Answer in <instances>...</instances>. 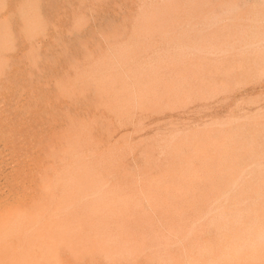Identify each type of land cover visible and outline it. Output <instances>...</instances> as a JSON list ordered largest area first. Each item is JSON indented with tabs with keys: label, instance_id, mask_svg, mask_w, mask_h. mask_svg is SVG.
Listing matches in <instances>:
<instances>
[{
	"label": "rangeland",
	"instance_id": "rangeland-1",
	"mask_svg": "<svg viewBox=\"0 0 264 264\" xmlns=\"http://www.w3.org/2000/svg\"><path fill=\"white\" fill-rule=\"evenodd\" d=\"M179 1H182V2H179ZM184 1L183 0H178V1L177 0H139V1L138 0H129V1H127V0H123V1L122 0H0V17L6 18L7 24L9 25V31L8 32H10L13 35V39H14V45L12 47V50L6 54L7 56L5 55V58L1 59V63H3V68H4L3 69V73H4L3 75L4 76H2L3 78L1 77V81H33L34 85H36V89L34 91L33 101L32 100L29 101L28 99H26L27 101H25L24 103L30 102V103H32V105L33 104L39 105V104L45 103L44 105H46V115H47L48 125H47V132L45 135H46V139L48 142V146H47L48 158H46L45 160L49 163V167H50L49 170H50L51 174L54 173V171H56L55 169H57V168H59V170L63 169V171L65 169L67 170V171L66 170L65 171L67 172V176L69 175L68 177L65 174L66 172H64V174H65L64 176L67 179L65 187L67 186L66 188L68 190H66V192H68L69 189L70 190L72 189L71 191H74V193L70 192V191H69V193L72 196L74 194H76L75 196H73V197H75V199L73 201V197L69 196L68 195L69 193H67V194H66V192L64 193V196L68 197V198L65 197V201L67 199L66 204L70 203L71 201H73V202L76 201V203H74V205H71V204H73V202L70 203L72 208H68V211H70V212L73 209V211L71 213L69 212V214L71 215V219L69 220V222L73 223V225H75V223L76 224L80 223V225H82V226L84 225L83 226L84 228L85 227L89 228V226L94 227L92 225H95L96 224V223L94 224V222H96L95 220L99 219V218H95L94 220L91 221L88 219V216H87V219L90 221V224L88 223L89 225L83 221L89 222L87 219L85 220V218H86L85 216L88 215L89 213L91 214L93 212H99L100 211L99 214H102L103 216L98 214V217H100V216L102 217V220H103L102 223H104V224L107 223L109 226L111 225L110 229L114 233L118 234L116 238L118 240L122 241V243H116L117 244L116 249L118 250L120 248L119 244H123L126 247L127 251L129 250L128 251L129 255H128V252L126 251V256H127V258H129L130 261L129 262L125 261L124 263H123V261H116L117 264H132V263L133 264H137V263L152 264L153 262H154L153 264H159L161 259H162V261L164 260L163 262L165 264H175V263L176 264H179V263L180 264H190V263L191 264L192 263L198 264V262L199 263L202 262L201 264H203V261L201 259L202 258L204 259V256L203 257H201V256L197 257L199 253L197 252L198 250L195 251V249H200L202 246H206V244L210 246L211 242H212V245H217V242H219V240H220L219 234H220L221 230L215 228L211 223L213 214L222 207L223 208L220 209L219 211L224 210V209H227V210L236 209V210H244V211L246 210L247 211L248 209L253 210L255 208H259L264 203V202H261V201H264L263 200L264 179L262 178V177H264V172H263L264 171V168H263L264 167V149H263L264 148V111H263V114L261 112L262 110H264V82H263L264 81V71H263L264 70V63L262 62V61H264V59H263L264 58V50H263L264 49V45H263L264 44V41H263L264 29L262 28V27H264V24L263 25L260 24L261 26H259V23L261 21H262L261 23H264V12H262L264 10V2H263L264 0H259V1L258 0H235V1L229 0L230 4H228V1L225 0L229 6L223 0H215V1L209 0L210 2H208L207 0H197L196 2H194L195 5H192V4H194L193 2L190 3L192 0H189V1L187 0L188 1L187 3H186V0H184ZM127 2H128V4H127ZM166 2L168 4H165ZM171 2H173V3L175 2L177 7H175V4H172ZM178 2H179V4H178ZM197 3H199V4H197ZM202 3L204 6L202 5ZM211 3H213V4L215 3V4L213 5ZM131 4H132V6H131ZM163 4H164V6L169 5L168 7H169L170 11H171V7H172L171 13H173V11H174V14H171L172 16L170 15L172 19L170 17H168L170 14V11L168 12L169 14H167V12L164 13L168 9V7H166V6L162 7ZM171 4H172V6H171ZM180 4L183 6L182 10H180L182 8V6L179 7ZM184 4H185V7H184ZM186 4H188L189 7H191L190 5L194 6L196 9V12H195L194 7H191L192 11H190V8H188V5L186 7ZM224 4H226V5H224ZM205 5H206V7H205ZM220 5H221V7H220ZM157 6H159V7L157 8ZM199 6L200 7L203 6V7L200 8ZM239 6H240V8L238 10L235 9V7L237 8ZM250 6H251V8L255 6L256 9H254V8L251 9ZM173 7L177 8V9L179 8L178 11L175 10V8L173 9ZM159 8H162V10H163V8H167V9L163 10L164 11L163 12ZM199 8L202 10H200ZM233 8L235 9V11L232 10ZM198 9L201 11V13H200L201 15H198L199 14L198 12H200ZM186 10L189 13H186L187 12ZM160 11L163 13H161ZM175 11H176V14H175ZM248 11H249V13H248ZM257 11L260 15L261 14H263V15L260 16L257 13ZM193 12H195L197 15H193L194 14ZM202 12L204 15L202 14ZM220 12L223 16V17L221 16V18H220V15H221ZM252 12H253V14L250 15V13H252ZM160 13L165 18H163V17L161 18L159 16ZM179 13H181V14H179ZM135 14H137V15H135ZM185 14H187V16ZM190 14H192V15H190ZM218 14H220V15L218 16ZM255 14L257 15L256 16L257 18L255 17ZM166 15L168 18L166 17ZM174 15H177V16L181 15V17L179 18V16L177 17ZM188 16H190V17H188ZM158 17H159V19H158ZM214 17L218 18V19H216V21L218 20V24L220 23V25H218L216 23V21H214L215 20ZM154 19L156 21L158 20L159 23L155 22V24H154V21H155ZM162 19L164 22L162 21ZM165 19H168V23L165 22V21H167ZM170 19H171V22L174 21L173 25L176 24V20H177V24L174 26L169 25V23L172 24L170 22ZM173 19H175V20H173ZM194 19H196V20H194ZM199 19H201L202 21ZM211 19H214V20H211ZM189 20H191V21H189ZM149 21L151 24L149 23ZM185 21H186V24H185ZM192 21H196V22L193 23ZM203 21L207 22V24L203 23ZM225 21H227V22H225ZM229 21H231L232 23L231 22L228 23ZM160 22L162 25L160 24ZM178 22H179V25H178ZM181 22H182V24H184V26H180V25H182ZM198 22H199V24H201L202 27H200ZM214 22L216 23L217 26H214V24H215ZM221 22H222V24H221ZM223 22H225V23H223ZM163 23L167 27L166 26L164 27ZM202 23L204 25H202ZM209 23L210 24L212 23L211 24L212 27L214 26L216 28L215 29L209 28L210 30L207 31L208 28L206 26L209 25V27H211ZM127 24H129L130 26ZM205 24H206V26H205ZM229 24H231V26ZM253 24H255V25H253ZM256 24H257V27H256ZM195 25L196 26L198 25L197 27H199L198 28L199 30H193V29H197ZM250 25H251V27H250ZM141 26H142V28H141ZM156 26H160V27H156ZM168 26L169 27L172 26L174 28L173 30L169 31V33H171L173 31V33L171 35L169 33L168 34L166 33L168 28H169ZM161 27L167 28L166 32H164L165 31L164 28L161 29ZM172 27H170L169 29H172ZM178 27H180V30L182 29V31H180ZM192 27H194V28H192ZM235 27H236V29H235ZM246 27H249V29L248 28L246 29ZM175 28H178V30ZM185 28H187V30H189L191 32L186 31ZM190 28H192V29H190ZM244 28L246 30H244ZM255 28L256 29L259 28V31L257 30L256 32H254L256 30ZM155 29H157L158 32ZM160 30H161V32H159ZM162 30H164V31H162ZM192 30L195 31V33ZM247 30H248V32H246ZM125 31L127 33H125ZM183 31L185 34L183 33ZM202 31H203V33H202ZM242 31L244 33H242ZM251 31H253V32L251 33ZM186 32H187V34H186ZM260 32H262V33H260ZM188 33H190V34H188ZM191 33H192V35H191ZM240 33L243 35H241ZM250 33L252 34L251 36H249ZM258 33H260L259 37H262V35H263V37L261 39L257 36ZM25 34L31 35L32 39L28 43L26 42ZM160 35H162V36H160ZM163 35H165V36H163ZM187 35H188V37H187ZM119 36H121V37H119ZM166 36L168 39L166 38ZM197 36L202 38L201 39V45H200V39L199 38L197 39V40H199V42H197V40L195 39V38H197ZM161 37H163V38L161 39ZM245 37L250 38L251 41L249 39H246ZM155 38H156V40H155ZM191 38H194L196 41L194 39H193L194 40L193 41ZM203 38H204V40H203ZM208 38H209V40H208ZM212 38L214 40H212ZM237 38H239V39L237 40ZM163 39L165 42L163 41ZM173 39L177 43H175V41ZM190 39L193 43L194 42L199 43L198 45L192 43V46L195 45V47H196V48L194 47L195 52L193 50L194 48L191 46V41H189ZM233 39H235V42L236 41L237 42L235 43L233 41ZM149 40H151V41H149ZM184 40H187V42L188 43L190 42V43L188 44ZM206 40H208L209 45H207L208 42H205ZM241 40H242V42H241ZM152 41H153V43L158 42V44H156V45H155V43L152 44ZM161 41H163L164 44L161 43ZM239 41H240V43H238ZM249 41H250V43H248ZM149 42L151 43V45ZM203 42H205L206 44ZM260 42H262V44ZM103 43H104V45H103ZM241 43H243V44H241ZM252 43L254 44L253 46H255V47H251ZM255 43H257V44L255 45ZM258 43H259V46H258ZM148 44H149V46H148ZM223 44H225V46ZM248 44L249 45L251 44L250 47L253 48L254 50L259 49L260 52L254 51L255 52L254 53ZM29 45L32 48L30 51L28 48ZM189 45L191 46V48ZM219 45H222L221 46L222 51H221V48L219 50H216L218 47H220ZM229 45H230V47L231 46H233V47H231V49H230ZM237 45H238V47H237ZM200 46H201V48L205 47L206 49L203 50L200 48ZM235 46H236V49H235ZM150 47L151 48L153 47L152 48L153 50H151ZM154 47H156V48H154ZM211 47H212V49H211ZM184 48H185V51H187V52H184ZM189 48L193 51H191ZM197 49L200 51L202 50L205 53L204 52L199 53V51L196 52ZM226 49H227V51H225ZM245 49L248 50L249 52L246 51ZM160 50L162 52H160ZM148 51H149V54L151 53L150 55L148 54ZM173 51L174 52L180 51L181 53L184 52L185 55H184V53H183V55L185 57L187 56V58L189 56L190 58L188 60H187V58L184 59L183 58L184 56L179 55L178 52L174 53ZM218 51H221V52H218ZM216 52H217V54H216ZM246 52L248 54L250 53L249 54L250 57L247 56ZM186 53H188V54L186 55ZM206 53H207V55H206ZM219 53H220V56H219ZM224 53H227V54L221 56V54H224ZM259 53H260V55H259ZM145 54H147V56ZM189 54H192V55H189ZM236 54H238V55H236ZM156 55H157V57H156ZM158 55H159V57H158ZM171 55H173V56H171ZM175 55L177 58L175 57ZM211 55H215V56L211 57ZM30 56H31V58H29ZM168 56L170 57V59H168L169 58ZM179 56H181L182 58L180 59ZM191 56H193V57H191ZM152 57H153V59H152ZM247 57H249V58L247 59ZM172 58H173V60H172ZM175 58H176V60H175ZM177 59H178V61H177ZM182 59H183V62L186 60L184 64L182 62ZM173 62L179 66H175L176 64H174ZM177 62L180 64H178ZM250 62H251V64H250ZM86 63H87V65H86ZM252 63H254V64H252ZM170 64H171V66H170ZM181 64H182V67H181ZM83 65H86V66H83ZM158 66H160V67H158ZM166 66L170 67V68H167ZM257 66L259 69L257 68ZM34 67H37L38 69L34 68ZM164 68L165 69L167 68V69L165 70ZM255 68H256V70H255ZM73 70H75V71H73ZM158 70H159V72H158ZM167 70L169 73L166 72ZM259 70L262 72H259ZM43 71H44V73H43ZM255 71H257L258 73H256ZM163 72H166L165 78L167 80L164 78L163 74H165V73H163ZM170 72H172V73H170ZM158 73L163 78L159 77V78H161V79H159ZM167 73L169 75H171L170 76L171 79L169 78V76H167ZM198 73H199V75H198ZM254 74L256 75V77ZM70 76H71V78H70ZM235 77H236V79H235ZM253 78H254V80L255 79L256 80L254 81ZM261 78L263 79V81L260 80ZM70 79L72 82H70ZM156 79H157V81L155 82ZM258 79H259V81H258ZM158 80H161V81H158ZM177 81L181 85H178L176 83ZM239 81H242V82H239ZM66 82H68V83L66 84ZM40 83H41V85H40ZM174 83L177 84L176 90L173 89V88H175L174 85L176 86V84H174ZM166 84H167V86H166ZM245 84H246V86H245ZM44 86H47V87H44ZM159 86H161L160 95L162 96L164 94L162 96L163 98L159 95V90H158ZM16 87L18 89H20V87H22V85L20 84L19 86H16ZM161 89L164 90L163 92H165V93L167 92V94L163 93ZM178 89H179V92H178ZM173 90L178 92V94L174 92V94H176L175 98H174ZM186 91H187V95L185 94ZM196 91H199V94H200L199 96H198V92H196ZM189 92L194 97H192L190 94H188ZM77 93L80 94L81 96L79 95L80 97H78ZM180 93H181V95H180ZM183 93L185 95V98H184ZM195 93H197L196 96H195ZM217 93L220 94V96H218ZM60 94L62 96L64 95V98H62V96L60 97ZM168 94H170V95L173 94V95L170 97ZM201 94H203V95H201ZM177 95L179 96V98ZM188 95H189V97H192V99L188 98ZM210 95H212L213 101H212V97L209 98ZM105 96H106V98H105ZM164 96H165V99H164ZM180 96H182L183 98ZM186 96H187V98H186ZM197 96H198L199 100L195 99V98H197ZM257 96H259V97H257ZM160 97L162 98L161 99L162 102H161V100H159ZM168 97H170V98H168ZM166 98H168V101H166ZM163 99H164V101H166L165 103H163L164 102ZM172 99H174L176 102H178V99H180V101L182 99L183 100L181 101V104L179 105L178 103H174V100L172 101ZM186 99H188V101H189V99H190V101L193 100L195 103L193 102V104L191 105V102L189 101L190 106L188 104L189 107L188 106L184 107L187 105ZM200 99H202V102L200 101ZM56 100H58V101L56 102ZM155 100L158 103L154 102ZM180 101H179V103H180ZM64 102H66V103L68 102L69 103V104L67 103L68 106ZM171 102L174 103V106H176V107L171 106ZM162 103L164 105L161 106L160 104H162ZM168 103L170 104L171 108L173 107L174 110H172V109H170L172 111L169 110L170 106ZM249 103L252 105H249ZM49 104H51V105H49ZM151 104H153V105L151 106ZM177 104H178L179 108L177 107ZM239 104H240V106H239ZM165 105H166V107H165ZM153 106H155V107H153ZM167 106H169V108ZM159 107H163V108H159ZM182 107H183V109H182ZM145 108H147L148 114H147V112L144 111ZM149 108L151 111H149ZM151 108H153V109L156 108V110L153 111V109H151ZM89 109H90V112L89 111L87 112V110H89ZM91 109L94 112H91ZM142 109H144L143 110L144 112L141 111ZM178 109H179V111H178ZM184 109H186V110H184ZM101 110H102V112H101ZM163 110H165V111H163ZM257 110L260 112H258ZM98 111H100V112H98ZM131 111H133L134 113L138 112L135 114V116L137 115L136 119L134 118V113H132ZM157 111L161 115H157L158 114ZM152 112H154V113H152ZM89 113H90V116H89ZM99 113H101V114H99ZM103 113H104V115H103ZM162 113H163V115H162ZM64 114L67 117H65ZM69 114H70V116H68ZM92 114H93V116H92ZM138 114L141 116H139ZM151 114H153V116ZM85 115H86V118L83 119L85 117ZM87 116H88V118H87ZM79 117L80 118L83 117V118L80 119ZM246 117L250 118V120H247ZM74 118H77L78 121H77V119H74ZM101 118H103V119H101ZM104 118H106L107 120H111V121L104 120ZM231 118H232V122H231ZM235 118L239 119L238 122L235 121L236 120ZM131 119L134 122L131 121ZM240 119H243V120L246 119L247 121L246 120L241 121ZM88 120H89V122H90V120H91V122L92 121L94 122L93 124L90 122L91 127H90ZM113 120L115 122L112 124L111 122H113ZM251 120H253V121H251ZM70 121H72V123ZM73 122H75V124L77 122L78 126L77 125H76L77 127L74 126L75 124ZM103 122H106L105 126H103L104 125ZM131 122H132V124H131ZM156 122H158V123H156ZM216 122H218V123H216ZM70 123L73 125H71ZM137 123H138V125H137ZM167 123H168V125H167ZM230 123H231V125H230ZM82 124L84 126H80ZM133 124H135L134 125L135 128L133 127ZM153 124L155 126H152ZM156 124L157 125L159 124V126H156ZM220 124H222V125L227 124L228 126H226V125L220 126ZM93 125H96L97 127L95 126L96 128L95 127L93 128ZM214 125H216V126L219 125V126L214 127ZM70 126H72V127L68 128ZM146 126H151V127L148 128ZM81 127H83L84 129L82 128V130H81ZM127 127H128V129H127ZM85 128H87L88 131ZM104 128H108V129H105L106 132L104 131ZM119 128H120V131H119ZM142 128L145 130H143ZM116 129H118V130L116 131ZM63 130H65V131H63ZM85 130L87 133L85 132ZM96 130H97V132H96ZM138 130H139V133H141L142 131L144 133L139 134ZM187 130H189L188 131L189 133L187 132ZM35 131L38 134L40 129L35 128ZM113 131H115V132H113ZM157 131H158V134L155 135L156 134L155 132H157ZM159 131H161V132H159ZM178 131L183 132V133H181V135L179 132V134H178V137L180 135L179 138L175 137V136H177L176 132H178ZM130 132H132L133 134ZM103 133H104V135H103ZM171 133H172L171 137H174L172 139H174V140L176 139L175 141L170 138L169 135ZM105 134L107 135L106 137H104ZM134 134H135V137H134ZM90 135H91V137H90ZM114 135H116V136L114 137ZM131 135H133V136H131ZM151 135H153L155 137V139ZM149 136H151V138H153L154 141H152V139L148 140ZM156 136H158V137H156ZM185 136H187V137L185 138ZM189 136H191V137H189ZM102 137H103V139H102ZM145 137L147 138V141H152L153 143L149 142V144H148V142L144 141V140H146ZM83 138H84V140H83ZM116 138H117V140L118 139L119 140L116 141ZM191 138H193V139L191 140ZM142 139H144L143 140V143L145 142L144 144L141 142ZM149 139H150V137H149ZM164 139H166V140H164ZM89 140H91L90 143L91 142H93V143L90 144ZM103 140H105L107 142H105ZM82 141H85V143H83ZM157 141L160 142V143H158L159 145L157 143L155 144V142H157ZM167 141H168V143L166 144ZM62 142H64L65 145ZM108 142H110V144ZM162 142H164V143H162ZM189 142H190V144H188ZM55 143H58V144L56 145ZM70 143H71V145H70ZM81 143H83L85 146L82 145ZM128 143L129 144L135 143L137 146L135 144H134L135 147L130 146V145H128ZM139 143L140 144L142 143V146H140ZM169 143L173 144V146L170 145ZM107 144H109L108 149L106 148L108 146H105ZM183 144H184V146H183ZM55 145H56V147H55ZM77 145H79V146L77 147ZM80 145H82V148L79 149V147H81ZM100 145L102 147H100ZM113 145L114 146L119 145V146L114 147ZM138 145H139L140 149L138 148ZM152 145H154V146H152ZM164 145L165 146L169 145V147H167L165 149L167 151L173 152V153H170V155H165L164 154L165 149L163 150ZM94 146H95V148H94ZM104 146L106 148L105 151L103 150ZM120 146H122V147H120ZM123 146L125 147V151L121 152L124 150ZM127 146L128 147L130 146V147L128 148ZM149 146L154 147L155 149L150 148ZM155 146L156 147L162 146L160 148L161 150H159V147L156 148ZM174 146L177 147L178 149L174 150V148H175ZM86 147L88 149H86ZM99 147H100V149H99ZM119 147H120V149L122 148L123 150L122 149L118 150ZM131 147H134L133 148L134 150L132 149V152L134 151L133 153L130 151ZM181 147H182V149H180ZM243 147H245V149ZM71 148L72 149L77 148L78 150L75 149L76 153H74L75 152L74 150H71L72 152H70ZM91 148L93 150H91ZM110 148H111V151H109ZM135 148H137V149L135 150ZM149 148L151 149V151L155 152L154 155H153V153H151ZM171 148H173V149H171ZM239 148H241L242 150H239ZM97 149H99V152L97 151ZM112 149L114 151L116 149V151L113 152ZM170 149H171V151H170ZM191 149L193 152L191 151ZM172 150H174L176 152V154ZM178 150H180V151H178ZM182 150L184 151L183 154H182V152H183ZM106 151H109V153ZM117 151H119V152H117ZM167 151H166V154H168ZM84 152L86 153V155ZM87 152H89V153H87ZM93 152L95 154H93ZM96 152L98 153V155ZM127 152H128V154H127ZM180 152H181V154H180ZM187 152H188V154H187ZM65 153H68V154H65ZM71 153H72V155L70 156ZM82 153L84 154V156H82L83 158L80 157L81 155H83ZM53 154L54 155L56 154V155L53 156ZM73 154L76 156H74ZM115 154H117L120 157H118ZM129 154H130V156H129ZM136 154H138V155H136ZM146 154H150V155H146ZM172 154H174L175 157L177 155L176 158L179 157V154L181 155L179 163H175L174 160H176V158L173 159L172 157H174V156ZM50 155H51L52 159L50 158ZM102 155H103V157H102ZM109 155H110L112 160L110 159ZM113 155H114V157H113ZM139 155H141V157ZM182 155L184 157H182ZM236 155H238V156H236ZM36 156H38V155H36ZM99 156H101V158ZM157 156H158V158H157ZM169 156H171V157H169ZM185 156L188 158H186ZM87 157L89 160L87 159ZM92 157H95V158H92ZM132 157H134V160H132L133 159ZM154 157H155L156 162L153 159ZM69 158H70V160H69ZM71 158L77 159V161L74 159L72 161ZM84 158H85V162H83L81 164V160L84 161ZM137 158H138V160L135 161V159H137ZM139 158H140V160H139ZM159 158H161V159L159 160ZM184 158H185V162L183 160ZM255 158H257V159H255ZM42 159H43L42 156L36 157L31 162L36 165L40 161L42 162ZM91 159H93V160H91ZM96 159L99 161H97ZM118 159H120V160H118ZM127 159L128 160L131 159L130 161L133 162L134 166L132 165V162H130V161L128 162ZM103 160L105 161L104 163H103ZM114 160L117 161L116 162L117 164L114 163ZM167 160H168V162L171 163V165L169 163L170 168H168V166H167L168 165ZM170 160H172L173 162ZM91 161H93V164L90 163ZM101 161L103 164L101 163ZM112 161H113L114 165L112 164ZM177 161L178 160H176V162ZM187 161H189V162H187ZM197 161H199V162H197ZM70 162H71V165L73 164L74 166H71L69 164ZM87 162H88V164H87ZM126 162H128L131 165H129ZM99 163H100V165H98ZM118 163H120V164H118ZM125 163L128 164V167L130 166L129 169H127L128 167H126ZM174 163H175V165H174ZM181 163H183V164L188 163V164H186V165L184 164V169H183V164H181ZM190 163H192V164H190ZM261 163H262V165H261ZM66 164H69V165L66 166ZM83 164L85 166H83ZM95 164H96V168L94 167ZM178 164H180L179 165L180 167L178 166ZM86 165H89V166H86ZM103 165H104V167L101 168L102 169V171H101L100 167H102ZM115 165H117V166H115ZM122 165H125L126 168H124V166H122ZM188 165L191 166L189 168L190 170L188 169V167H189ZM250 165H252V166H250ZM253 165H255V167L258 165H261L260 167L258 166L259 169H257L256 172L257 173L259 172V173L256 175L254 174V173H256L254 171V170H256V168ZM98 166H100V167H98ZM186 166H188V167H186ZM111 167H113V168H111ZM118 167H119V169H118ZM120 167H121V169H120ZM193 167L195 168V170L193 169ZM248 167H250L249 170L247 169ZM86 168H87V170H85ZM90 168H91V170H89ZM108 168H109V170H108ZM159 168H160V170H159ZM178 168L180 169L179 171L180 172L182 171L183 173L182 172L180 173L177 170ZM181 168L185 172L183 170H181ZM191 168L193 171L191 170ZM252 168L254 170H252ZM69 169H70V171H72L73 169H75V170L77 169V170L76 171L73 170L74 172L72 171L71 173H69L70 172ZM93 169L95 171L97 170L98 172L94 171L91 173V171H93ZM80 170H82V171H80ZM171 170H174V172L172 171L173 172L172 173V181L174 179L176 182L180 181L181 180L180 178L183 176V174L187 175V174L193 173V176L190 177V175H189V178H188V175L186 177H183L182 181L185 184L179 183V187L177 186L178 183H175V181H173L175 183V186L173 184L174 187L172 188L173 182L168 184V181L171 182V178H170L171 177V174H170ZM186 170L190 171V173L186 172ZM196 170L197 171L200 170V171H198L197 175H195ZM244 170H248V171H244ZM258 170H260V171H258ZM99 171H100V174H103V175H100ZM107 171H108V173H107ZM111 171H112V173L115 172V174L113 173V175H112V173H110ZM117 171H119V175L116 174ZM243 171L247 172V174L246 173L244 174ZM253 171H254V173H253ZM75 172H77V173H75ZM80 172H82V173H80ZM175 172H177V173L179 172L178 174H181L180 178H178L179 175L176 173V175H177L176 177L179 180L177 178H175ZM73 173H75V174H73ZM87 173H88V175H87ZM90 173H91V175H90ZM165 173H166V176H167V174H169V176H170L169 178H168V176L167 177L165 176L166 178L169 179V180L168 179L166 180L167 183L162 182L163 180L165 181V179H166L165 177L164 178L159 177V175L164 176ZM199 173H200V175H199ZM227 173H230V174H227ZM237 173H238V175H237ZM83 174L86 176V178H85V176H81ZM95 174H97V175H95ZM128 174H129V176H128ZM130 174H131V176H130ZM173 174H174V178H173ZM72 175L76 176V178H75V176H73L75 178V181L73 179V182H74L73 185L76 183V181H78L79 183L82 182L80 184L78 182L76 183V184H78L79 187H81L80 189L76 185H74V186L72 185L73 187L71 186L72 182H70L69 180L72 181V178H70V177H72ZM78 175H80L79 180H77ZM107 175H109V176H107ZM111 175H112V177H111ZM146 175H148V177ZM223 175H225L226 177H224ZM250 175H251V178L249 177ZM142 176H145L147 178V180L145 178H143ZM150 176H152V177H150ZM194 176L195 177L198 176V177L193 178ZM217 176H219V177L223 176V179L220 178V180H221V182L219 184V185H221L220 188H218V186H219L218 182L220 180L217 178ZM257 176L261 181L256 178ZM82 177H83V179H82ZM104 177H105V180H104ZM136 177H137V180H135ZM140 177L143 178L144 184L140 183V182H143V180L140 179ZM155 177H156V179H155ZM206 177L209 178L207 180L211 179L210 181L212 183L210 181H208L209 183L208 182L205 183V181H207ZM247 177H249V178H247ZM88 178H89V180H87ZM97 178H99V180ZM120 178H121V181H120ZM130 178H132V180ZM152 178L154 179V181ZM158 178H159V180H161V182L158 180ZM240 178H241V180H240ZM96 179H97V182H96ZM110 179H113V180L116 179V182H115V180H114V182H113V180L110 181ZM231 179H233V180L237 179L236 181L240 180V183L238 182V184H237V182H236L237 185L234 182V184L237 187V188L235 187L236 189L234 188V190H232L233 188H231V187H233L232 186L233 182ZM252 179H254V180H252ZM149 180H151L150 181L151 185H150V182H148ZM157 180L161 184L158 183ZM191 180H193V182H194V180L197 181V182H194L196 184L193 183L195 186H192V183H191V186H189L190 183H187V182H190ZM201 180H202V182H201ZM243 180H244V183L245 182L247 183V181H249V182H251V184L249 183L250 184L249 185L248 183L247 184L245 183L247 185L246 186L243 183ZM67 181L69 182V184L70 183L71 184L69 185L67 183ZM117 181H119V182H117ZM134 181H135V183H134ZM136 181H139V182H137V184H136ZM152 181H153V183H152ZM182 181H180V182H182ZM257 181H259V182H257ZM87 182L92 183V185L90 184L91 187H89L90 185H88ZM105 182L108 184H106ZM229 182H230V186L228 185ZM241 182L243 185L241 184ZM93 183H95V184H93ZM96 183L98 184L97 187H96ZM146 183L149 185H146ZM85 184L87 185V187ZM101 184H103V185H101ZM99 185H100V187L98 188ZM111 185L115 189H113L111 187ZM126 185H128V186H126ZM134 185L138 186L137 187L138 190L137 189L135 190L136 187ZM185 185H188L186 187V192H187V189L189 191V189L191 188L190 191L187 192L190 196L189 195L183 196V194H180L181 192L184 193L183 191H185ZM196 185H200V186H197L198 188H196ZM201 185H202V187H201ZM238 185H241V187L240 186L238 187ZM248 185H249V188H248ZM117 186H118V188H117ZM152 186H153V189L150 188ZM243 186H244V188H243ZM84 187H86V189L87 188L88 189L86 190V189H84ZM92 187H94V189L96 187L98 191L94 190ZM110 187H111V191H109ZM120 187H121V189H119ZM123 187L131 194H129L127 191L125 193V191H124L125 189ZM142 187L146 190V192H143L144 189H142ZM147 187H149V188H147ZM229 187H230V190L228 189ZM251 187H253V188L251 189ZM77 188H78L79 193H78V191H75V190H77ZM104 188H106L105 191H104ZM129 188H130V190H129ZM139 188H140V190L141 189L142 190L140 191ZM154 188H155V191H153ZM204 188H206V190ZM89 189L93 190L94 192L93 191L91 192V190H90V192H91L90 193ZM116 189L122 190L123 194L121 193V191L120 192L116 191ZM131 189H134V191H137V192H134ZM157 189H161L162 192L160 190H157ZM199 189H201L202 191L205 190L206 194L204 195V192L202 193V191L201 190L199 191ZM224 189L229 191V192L230 191H232V192L228 195L229 192L227 193V191H225ZM242 189H243V191H242ZM246 189H248V190L246 191ZM147 190H150V194L156 195L155 198H153L154 197L153 195L149 194L150 195L149 196L148 195L149 191H147ZM179 190H182V191L180 192ZM209 190H210V192H209ZM251 190H252V192H251ZM81 191L85 195L87 194V196L85 197L84 194H80ZM115 191L118 192V194L121 193V195H122V196L120 195V197H118V200L116 198L119 195ZM131 191H133V192H131ZM169 192L173 193L174 195L171 193L169 194ZM225 192L227 193V196H228L227 198H228L229 202H225V200H227L226 195L224 196V194H226ZM246 192H247V194L249 193L248 194L249 197L244 194ZM256 192H258L260 194L259 198L260 197H262V198L259 199L257 197L258 195ZM124 193H125V195H124ZM161 193H162L161 197H158L160 195L157 196V194H161ZM163 193H165V194H163ZM232 193H234V194H232ZM138 194H140L142 196H140ZM207 194L209 196H207ZM81 195L84 196L85 199ZM111 195L112 196L114 195L113 198ZM108 196H111V199H109ZM147 196H149V198H151V199L153 198L152 199L153 202L151 199L149 201V198ZM170 196H171V198H170ZM180 196H183V198L184 197L186 198V199L184 198L185 203L182 200L183 198ZM188 196H189V198H188ZM165 197L168 201L163 200L164 204H165V205H163L162 199H165ZM70 198H72V199H70ZM159 198H161V199H159ZM174 198H176V199H174ZM82 199L85 201H83ZM92 199L94 200L92 203L89 204L88 202H86L87 200L89 201ZM102 199H103V201H102ZM135 199H136V201H134ZM140 199L142 202L140 201ZM143 199H144V204H143ZM146 199H148V200H146ZM173 199H174L176 204L174 203ZM219 199H220V201H219ZM222 199H224V200H222ZM247 199H248V201H247ZM249 199H251V200H249ZM131 200H132V202H131ZM158 200L162 201V202L161 201L158 202L161 205H159L157 203ZM170 200H172L173 203ZM176 200L177 201L181 200L182 202L180 201V204H179V202H177ZM108 201H110V202H108ZM124 201H126V202H124ZM216 201L218 202L219 205L216 204L217 203ZM244 201H247V203ZM80 202L82 203V205ZM89 202H91V201H89ZM114 202H117L118 204L115 203L116 205H113ZM134 202H135L136 206L133 204ZM243 202H244V205H240V204H243ZM127 203H128V206H127ZM152 203H154V204H152ZM166 203H168V204H166ZM182 203H183V205H182ZM254 203L257 204V207H255ZM258 203H260L261 205H258ZM84 204H85V206H84ZM91 204L92 205L94 204L95 207H94V205L92 206ZM140 204L145 205V207L142 206L143 208H141ZM212 204H214V205H212ZM223 204H224L225 208H224ZM104 205H105V208L103 210H105V212L107 214H105V212H103V210H102L103 207H101V206H104ZM117 205H118V207H117ZM121 205H122V208H121ZM124 205H125V207H123ZM71 206H69V204H68V207H71ZM107 206H109V208H113V207H115V208L117 207V208L116 209L114 208V210L112 209L113 210L112 211ZM209 206H210V208L211 207L212 208L209 209ZM135 207H137V208H135ZM139 207H140V209L138 210ZM149 207H151V208H149ZM94 208H96V211L94 210ZM132 208H133V210H132ZM201 208H202V210H201ZM99 209H101V210H99ZM108 209H109V211H108ZM117 209H120L119 210L120 212L123 211L124 213L121 212L123 215L120 212H118V213L116 212V214L113 213V215H116V216H113L112 212H115ZM85 210L89 213H87ZM74 211L78 214H81L79 216V220H80V218L82 219L81 221L77 222L76 219H74L76 217V215H74L76 213L73 214ZM101 211L104 214L101 213ZM141 211H142V213H141ZM205 212H207L206 214H208V213L210 214V212L212 214H210V215L208 214L209 215L208 216L205 214ZM119 214L122 216L120 217ZM106 215L108 218L106 217ZM111 216H113V217L111 218ZM129 217H131V218H129ZM203 218H207V219H203ZM106 219H108V220H106ZM122 219H123V221H122ZM192 219H193V221H192ZM202 219L206 220V221L204 222V221H202ZM194 222L197 223L196 224L197 226L195 225ZM81 223H83V224H81ZM146 223H147V225H146ZM85 224H86V226H85ZM149 225H150V227H149ZM82 226H80V228ZM75 227L78 228V226H76V225H75ZM193 227H194V229H191ZM115 228H117V229H115ZM146 228H148V229H146ZM160 228H162V229H160ZM178 229H179V231H178ZM154 230H156V232ZM163 231H165L164 234H163ZM190 232H191V235H190ZM204 232H206L205 234L207 236L204 234ZM171 233H173V234L171 235ZM207 233H209V235H211V236H209ZM120 234L123 236H121ZM181 234H182V236H181ZM186 237L188 240L185 239ZM207 237H208V239H207ZM152 239H155V241ZM200 241H201V243H200ZM215 241H216V243H215ZM158 242H159V244H158ZM177 242L180 243L181 247L183 245H185V246H183L184 248L183 247L180 248L179 243H177ZM204 242H206V244H203ZM183 243H185V244H183ZM171 244H173V246ZM149 245H150V247H149ZM156 245H158V246H156ZM160 245H162V246H160ZM153 246H155V247H153ZM186 246H187V248L188 247L189 248L188 249L185 248ZM159 247H160V251L158 249ZM150 248H151V250H150ZM163 248H164V250H163ZM192 248H195V249H192ZM168 249H170V250H168ZM179 249H181L182 251L181 250L179 251ZM189 250H194V253H192V251H189ZM169 251L173 252L174 254L169 252ZM180 252H181V255H180ZM182 252L185 255H183ZM190 252L196 256L191 255ZM187 253H190V256H188L189 254L186 255ZM170 256H171V258H170ZM183 256L184 257L187 256V257L184 258ZM164 257L165 258L168 257L167 258L168 260L166 261V259ZM172 257H173V259H172ZM192 257H193V259H192ZM189 261H191V262H189ZM195 261L196 262L198 261V262L196 263ZM116 263H115V261H113V262H110L109 264H116Z\"/></svg>",
	"mask_w": 264,
	"mask_h": 264
},
{
	"label": "bare ground",
	"instance_id": "bare-ground-1",
	"mask_svg": "<svg viewBox=\"0 0 264 264\" xmlns=\"http://www.w3.org/2000/svg\"><path fill=\"white\" fill-rule=\"evenodd\" d=\"M123 1V0H122ZM127 1H129V0H127ZM139 1V0H138ZM178 1V0H177ZM184 1V0H183ZM189 1V0H188ZM187 0H186V3L188 2ZM197 0H192L190 3H194V2H196ZM208 2H210L209 0H207ZM206 1V2H207ZM215 1V0H214ZM223 1H225V0H223ZM226 1H228V4H230V2H229V0H226ZM226 1H225V3H226ZM235 1V0H234ZM259 1V0H258ZM117 2V1H116ZM121 2V1H120ZM179 2H182V1H179ZM179 2H178V4H179ZM185 2V1H184ZM183 2V3H184ZM232 2V1H231ZM262 2V1H261ZM264 2V1H263ZM123 3V2H122ZM172 4H175V2L173 3V2H171ZM200 3V2H199ZM199 3H197V4H199ZM224 3V2H223ZM127 4H128V2H127ZM165 4H168L167 2L165 3ZM172 4H171V6H172ZM182 4V3H181ZM180 4V6L179 7H181L182 5ZM211 4H213V3H211ZM215 4V3H214ZM213 4V5H214ZM227 4V3H226ZM226 4H224V5H226ZM227 4V5H228ZM234 4V3H233ZM238 4V3H237ZM236 4V5H237ZM241 4V3H240ZM139 5V4H138ZM137 5V6H138ZM187 5L188 4H186V7H187ZM192 5H195V3L194 4H192ZM192 5H190L191 7H194V6H192ZM202 5H203V3H202ZM207 5V4H206ZM206 5H205V7H206ZM222 5V4H221ZM221 5H220V7H221ZM223 5V6H224ZM232 5V4H231ZM256 5V4H255ZM117 6V5H116ZM130 6V5H129ZM131 6H132V4H131ZM146 6V5H145ZM160 6V5H159ZM159 6H157V8L159 7ZM166 6V5H165ZM164 6V4H163V6L162 7H165ZM169 5H167L166 7H168ZM204 6V5H203ZM203 6H199L200 8H202ZM229 6V5H228ZM141 7V6H140ZM156 7V6H155ZM175 7H177V5L175 4ZM175 7H173V9L175 8ZM184 7H185V4H184ZM191 7H189V5H188V8H190V11H192L191 9ZM208 7V6H207ZM234 7V6H233ZM262 7V6H261ZM199 8V9H200ZM212 8V7H211ZM232 8V7H231ZM240 8V6L239 7H235V9H239ZM250 8H251V6H250ZM252 8H254V9H256L255 8V6L254 7H252ZM251 8V9H252ZM138 9V8H137ZM145 9V8H144ZM159 9H161V11H163V10H166L167 8H163V10H162V8H159ZM168 9H169V7H168ZM167 9V10H168ZM179 9V8H178ZM178 9L177 8H175V10H177L178 11ZM183 9V6H182V8L180 9V10H182ZM185 9V8H184ZM194 9H195V7H194ZM198 9V10H199ZM204 9V8H203ZM235 9L233 8L232 10H234L235 11ZM258 9V8H257ZM115 10V9H114ZM163 11L164 13H166L167 12V14H169L168 12L170 11V9L168 10V11ZM189 10V9H188ZM200 10H202V9H200ZM199 10V11H200ZM209 10V9H208ZM216 10V9H215ZM219 10V9H218ZM244 10V9H243ZM147 11V10H146ZM152 11V10H151ZM160 11V12H161ZM185 11V10H184ZM187 11V10H186ZM194 11V10H193ZM214 11V10H213ZM229 11V10H228ZM242 11V10H241ZM156 12V11H155ZM163 12H161V13H163ZM172 12V7H171V11H170V14H169V16L168 17H170L171 18V14H174V11H173V13H171ZM195 12H196V9H195ZM195 12H193L194 14L193 15H197ZM198 12V11H197ZM237 12V11H236ZM262 12H264V10L262 11ZM137 13V12H136ZM153 13V12H152ZM161 13H160V17L162 18L163 16L161 15ZM185 13V12H184ZM186 13H189L188 11L186 12ZM199 14L198 15H201L200 13H201V11L200 12H198ZM231 13V12H230ZM248 13H249V11H248ZM256 13V12H255ZM257 13H258V11H257ZM175 14H176V11H175ZM178 14V13H177ZM179 14H181V13H179ZM202 14H203V12H202ZM220 14H221V12H220ZM220 14H218V16L220 15ZM251 14H253V12L252 13H250V15ZM259 14V13H258ZM135 15H137V14H135ZM171 15V16H170ZM184 15V14H183ZM186 16H187V14H185ZM190 15H192V14H190ZM204 15V14H203ZM210 15V14H209ZM208 15V16H209ZM224 15V14H223ZM233 15V14H232ZM249 15V16H250ZM260 15V14H259ZM258 15V16H259ZM263 14H261L260 16H262ZM145 16V15H144ZM154 16V15H153ZM174 16H177V15H174ZM179 16V15H178ZM177 16V17H178ZM211 16V15H210ZM221 16H222V14L220 15V18H221ZM238 16V15H237ZM257 15L255 14V17H256ZM129 17V16H128ZM166 17H167V15H166ZM167 17V18H168ZM181 17V15L179 16V18ZM183 17V16H182ZM188 17H190V16H188ZM192 17V16H191ZM206 17V16H205ZM217 17V16H216ZM216 17H214L215 18V20L214 19H211V20H214V21H216V19H218V18H216ZM223 17V16H222ZM248 17V16H247ZM125 18V17H124ZM163 18H165V17H163ZM199 18V17H198ZM197 18V19H198ZM257 18V17H256ZM126 19V18H125ZM158 19H159V17H158ZM172 19V18H171ZM171 19H170V22H171ZM130 20V19H129ZM128 20V21H129ZM134 20V19H133ZM152 20V19H151ZM155 20V19H154ZM161 20V19H160ZM165 20H167V21H165V22H167L168 23V19H165ZM173 20H175V19H173ZM193 20V19H192ZM194 20H196V19H194ZM199 20H201V19H199ZM206 20V19H205ZM204 20V21H205ZM237 20V19H236ZM145 21V20H144ZM162 21H163V19H162ZM189 21H191V20H189ZM202 21V20H201ZM200 21V22H201ZM203 21V23H206L207 24V22H204ZM210 21V20H209ZM222 21V20H221ZM235 21V20H234ZM238 21V20H237ZM130 22V21H129ZM128 22V23H129ZM155 22H158V20L156 21H154V24H155ZM164 22V21H163ZM174 22V21H173ZM173 22H171L172 24H170L169 23V25H173ZM193 23L194 22H196V21H192ZM225 22H227V21H225ZM225 22H223V23H225ZM231 21H229L228 23H230ZM244 22V21H243ZM258 22V21H257ZM262 22V21H261ZM259 23V26H261L260 24H264V23ZM30 23V22H29ZM133 23V22H132ZM149 23H150V21H149ZM148 23V24H149ZM159 23V22H158ZM202 23V25H204ZM215 23V22H214ZM213 23V24H214ZM216 23L218 24V20L216 21ZM216 23L214 24V26H217L216 25ZM232 23V22H231ZM31 24V23H30ZM134 24V23H133ZM147 24V23H146ZM151 24V23H150ZM160 24H161V22H160ZM176 24H177V20H176ZM176 24H174V25H176ZM181 24H182V22H181ZM185 24H186V21H185ZM198 24H199V22H198ZM206 24H205V26H206ZM210 24V23H209ZM212 24V23H211ZM210 24V26L211 27H209V25L208 26H206L208 29H207V31H209L210 29L209 28H216V27H212V25ZM221 24H222V22H221ZM127 25H129V24H127ZM162 25V24H161ZM160 25V26H161ZM163 25H164V23H163ZM173 25V26H174ZM178 25H179V22H178ZM200 25V27H202L201 26V24H199ZM218 25H220V23L218 24ZM230 26H231V24H229ZM253 25H255V24H253ZM130 26V25H129ZM147 26V25H146ZM160 26H156V27H160ZM166 25H164V27H165ZM180 26H184V24H182V25H180ZM187 26V25H186ZM189 26V25H188ZM196 26V25H195ZM194 26V27H195ZM198 26V25H197ZM196 26V28L197 29H193V30H199L198 28L199 27H197ZM244 26V25H243ZM153 27V26H152ZM164 27H161V29H163ZM167 27V26H166ZM169 27V26H168ZM170 27H172V26H170ZM169 27V28H170ZM194 27H192V28H194ZM250 27H251V25H250ZM256 27H257V24H256ZM141 28H142V26H141ZM168 28V30H167V28H164V30H162V31H164V32H166V30H167V34L169 33V31L170 30H173L174 28L172 27V29H169ZM179 28V30H180V27H178ZM178 28H175V29H177L178 30ZM189 28V27H188ZM192 28H190V29H192ZM205 28V27H204ZM203 28V29H204ZM242 28V27H241ZM249 29V27H246V29ZM263 29H264V27H262ZM48 29V28H47ZM159 29V28H158ZM186 29V31H189V30H187V28H185ZM206 29V28H205ZM235 29H236V27H235ZM243 29V28H242ZM245 28H244V30H246ZM253 29V28H252ZM256 29V28H255ZM254 29V30H255ZM261 29V28H260ZM128 30V29H127ZM154 30V29H153ZM155 30H157V29H155ZM192 30V31H193ZM202 30V29H201ZM243 30V31H244ZM259 31V28L258 29H256L254 32H256V31ZM9 31V25L7 24V21H6V18L4 17V18H2V17H0V264H109L110 262H113V261H115V263H116V261H123V263L125 262V261H127V262H129L130 260H129V258H127V256H126V251H127V249H126V247L123 245V244H119V249L117 250L116 249V246H117V244L116 243H122V241L121 240H118L116 237H117V235L118 234H116V233H114L111 229H110V226L106 223V224H104V223H102L103 222V220H102V217L101 216H103L102 214H99V212H93V213H89V212H87L86 210V212L87 213H89L88 215H86L85 217V220L87 219V216H88V219L89 220H94L95 218H99V219H96L95 221L96 222H94V224L95 225H92V226H94V227H90L89 226V228H84L82 225H80V223L78 224H76L75 223V225L76 226H78V228H76L75 227V225H73V223H70L69 222V220L71 219V215L69 214V212L70 211H68V208H72V206L71 205H74V203H76V201L75 202H73L74 201V199H75V197H73V196H75L76 194H74L73 196L69 193V191L70 192H73L74 193V191H71L70 189H69V191L68 192H66V190H68L66 187H65V185H66V177L64 176L65 174H66V176H67V170L65 171H63V169H61V170H59V168H57V169H55L56 171H54V173H52L51 174V172H50V167H49V163L45 160L46 158H48V152H47V146H48V142H47V139H46V132H47V125H48V123H47V115H46V105H44V104H39V105H32V103H30V102H27V103H24L25 101H27L26 99H28L29 101H33V99H34V91H35V89H36V85H34V83H33V81H1V77L2 76H4L3 74V63H1V59L2 58H5V55L9 52V51H11L12 50V47H13V45H14V39H13V35L10 33V32H8ZM131 31V30H130ZM129 31V32H130ZM180 31H182V29L180 30ZM205 31V30H204ZM242 31V33H244ZM157 32H158V30H157ZM159 32H161V30L159 31ZM179 32V31H178ZM189 32H191V31H189ZM194 33H195V31H193ZM192 32V33H193ZM200 32V31H199ZM246 32H248V30L246 31ZM253 31H251V33H252ZM125 33H127L126 31H125ZM173 33V31L171 32V33H169L170 35ZM177 33V32H176ZM175 33V34H176ZM183 33H184V31H183ZM192 33H191V35H192ZM198 33V32H197ZM202 33H203V31H202ZM250 33V35L249 36H251L252 34ZM260 33H262V32H260ZM260 33H258V37H259V34ZM159 34V33H158ZM157 34V35H158ZM165 34V33H164ZM179 34V33H178ZM177 34V35H178ZM181 34V33H180ZM185 34V33H184ZM186 34H187V32H186ZM188 34H190V33H188ZM226 34V33H225ZM241 34V33H240ZM125 35V34H124ZM176 35V36H177ZM200 35V34H199ZM235 35V34H234ZM241 35H243V34H241ZM245 35V34H244ZM255 35V34H254ZM118 36V35H117ZM122 36V35H121ZM121 36H119V37H121ZM160 36H162V35H160ZM163 36H165V35H163ZM169 36V35H168ZM175 36V37H176ZM180 36V35H179ZM184 36V35H183ZM194 36V35H193ZM248 36V35H247ZM170 37V36H169ZM173 37V36H172ZM187 37H188V35H187ZM192 37V36H191ZM209 37V36H208ZM255 37V36H254ZM262 37H263V35H262ZM262 37H259L260 39L262 38ZM163 37H161V39H162ZM166 38H167V36H166ZM165 38V39H166ZM190 38V37H189ZM195 38V37H194ZM194 38H191L192 40L194 39ZM200 39V45H201V39L202 38H200V37H198L197 36V38H195L196 40L197 39ZM233 38V37H232ZM246 38V37H245ZM25 39H26V42L28 43V42H30L31 41V35L29 34H25ZM158 39V38H157ZM160 39V40H161ZM168 39V38H167ZM170 39V38H169ZM172 39V38H171ZM187 39V38H186ZM191 39L189 40V41H191ZM194 39V40H195ZM239 38H237V40H238ZM246 39H249L250 41H251V39L250 38H246ZM257 39V38H256ZM155 40H156V38H155ZM174 40V39H173ZM188 40V39H187ZM187 40H184V41H186L187 42ZM193 40V41H194ZM195 40V41H196ZM203 40H204V38H203ZM202 40V41H203ZM208 40H209V38H208ZM208 40H206L205 42H208ZM211 40V39H210ZM212 40H214L213 38H212ZM211 40V41H212ZM243 40V39H242ZM242 40H241V42H242ZM245 40V39H244ZM125 41V40H124ZM149 41H151V40H149ZM154 41V40H153ZM153 41H152V44H154L153 43ZM163 41H164V39H163ZM163 41H161V43H163ZM170 41V40H169ZM175 41V40H174ZM233 41L235 42V39H233ZM250 41L248 42V43H250ZM263 41H264V38H263ZM146 42V41H145ZM165 42V41H164ZM197 42H199V40H197ZM193 43L192 41H191V46H192V43L193 44H196V45H198L199 43ZM205 42H203V43H205ZM237 42V41H236ZM235 42V43H236ZM17 43V42H16ZM32 43V42H31ZM122 43V42H121ZM150 43V42H149ZM175 43H177L176 41H175ZM188 43V42H187ZM186 43V44H187ZM190 43V42H189ZM188 43V44H189ZM238 43H240V41L238 42ZM261 44H262V42H260ZM142 44V43H141ZM156 44H158V42L157 43H155V45ZM160 44V43H159ZM164 44V43H163ZM206 44V43H205ZM241 44H243V43H241ZM257 43H255V45H256ZM103 45H104V43H103ZM114 45V44H113ZM150 45H151V43H150ZM207 45H209V42L207 43ZM217 45V44H216ZM224 46H225V44H223ZM228 45V44H227ZM239 45V44H238ZM238 45H237V47H238ZM247 45V44H246ZM249 45V44H248ZM251 45V44H250ZM250 45H249V47H250ZM254 44L252 43V46L251 47H255V46H253ZM264 45V44H263ZM262 45V46H263ZM32 46V45H31ZM148 46H149V44H148ZM187 46V45H186ZM190 46V45H189ZM191 46H190V48H191ZM220 47H218L216 50H219L220 48H221V46L222 45H219ZM244 46V45H243ZM258 46H259V43H258ZM193 48L195 47V45L194 46H192ZM207 47V46H206ZM209 47V46H208ZM213 47V46H212ZM212 47H211V49H212ZM215 47V46H214ZM227 47V46H226ZM229 47H230V45H229ZM231 47H233V46H231ZM231 47H230V49H231ZM240 47V46H239ZM250 47V48H251ZM28 48H29V51L32 49L31 47H30V45L28 46ZM118 48V47H117ZM151 48V47H150ZM153 48V47H152ZM151 48V50H153ZM154 48H156V47H154ZM173 48V47H172ZM181 48V47H180ZM189 48V49H190ZM196 48V47H195ZM195 48L193 49L194 50V52H195ZM199 48V47H198ZM200 48H201V46H200ZM216 48V47H215ZM243 48V47H242ZM146 49V48H145ZM170 49V48H169ZM201 49H203V50H205L206 48L204 47V48H201ZM210 49V48H209ZM210 49V50H211ZM235 49H236V46H235ZM234 49V50H235ZM258 49V48H257ZM165 50V49H164ZM173 50V49H172ZM179 50V49H178ZM191 50V49H190ZM193 50H191V51H193ZM214 50V49H213ZM246 50V49H245ZM251 50H253V52L254 51H258V52H260L259 51V49L258 50H254L253 48H251ZM264 50V49H263ZM136 51V50H135ZM145 51V50H144ZM190 51V52H191ZM199 51V53H201V52H204V51H200V50H198L197 49V51L196 52H198ZM207 51V50H206ZM221 51H222V48H221ZM221 51H218V52H221ZM225 51H227V49L225 50ZM246 51H248V50H246ZM143 52V51H142ZM153 52V51H152ZM160 52H162L161 50H160ZM165 52V51H164ZM163 52V53H164ZM174 52V51H173ZM176 52V51H175ZM174 52V53H175ZM178 52V51H177ZM176 52V53H177ZM184 52H187V51H185V48H184ZM183 52V53H184ZM189 52V51H188ZM214 52V51H213ZM249 52V51H248ZM141 53V52H140ZM179 53V55H182V56H184L185 55V53H184V55H183V53H181L180 51L178 52ZM205 53V52H204ZM228 53V52H227ZM227 53H224V54H221V56L222 55H226ZM239 53V52H238ZM247 53V52H246ZM245 53V54H246ZM255 53V52H254ZM263 53V52H262ZM148 54H149V51H148ZM151 54V53H150ZM149 54V55H150ZM158 54V53H157ZM160 54V53H159ZM188 53H186V55H187ZM193 54V53H192ZM192 54H189V55H192ZM216 54H217V52H216ZM250 54V53H249ZM249 54L247 53V56H249ZM252 54V53H251ZM141 55V54H140ZM146 56H147V54H145ZM167 55V54H166ZM178 55V54H177ZM206 55H207V53H206ZM236 55H238V54H236ZM255 55V54H254ZM259 55H260V53H259ZM7 56V55H6ZM170 56V55H169ZM168 56V57H169ZM171 56H173V55H171ZM195 56V55H194ZM212 56H215V55H211V57ZM218 56V55H217ZM219 56H220V53H219ZM218 56V57H219ZM256 56V55H255ZM89 57V56H88ZM156 57H157V55H156ZM158 57H159V55H158ZM165 57V56H164ZM167 57V56H166ZM175 57H176V55H175ZM180 57V59L182 58L181 56H179ZM191 57H193V56H191ZM243 57V56H242ZM250 57V56H249ZM249 57H247V59L249 58ZM29 58H31V56L29 57ZM96 58V57H95ZM155 58V57H154ZM177 58V57H176ZM176 58H175V60H176ZM184 59H186L187 58V56L185 57H183ZM190 57L188 56V58H187V60L189 59ZM232 58V57H231ZM94 59V58H93ZM146 59V58H145ZM152 59H153V57H152ZM168 59H170V57L168 58ZM228 59V58H227ZM241 59V58H240ZM264 59V58H263ZM90 60V59H89ZM88 60V61H89ZM98 60V59H97ZM137 60V59H136ZM172 60H173V58H172ZM261 60V59H260ZM91 61V60H90ZM89 61V62H90ZM177 61H178V59H177ZM186 61V60H185ZM185 61L183 62V59H182V62H183V64L185 63ZM232 61V60H231ZM85 62V61H84ZM83 62V63H84ZM167 62V61H166ZM181 62V63H182ZM238 62V61H237ZM256 62V61H255ZM263 63H264V61H262ZM174 63V62H173ZM178 63V62H177ZM226 63V62H225ZM105 64V63H104ZM169 64V63H168ZM172 64V63H171ZM171 64H170V66H171ZM174 64H176V63H174ZM178 64H180V63H178ZM250 64H251V62H250ZM252 64H254V63H252ZM256 64V63H255ZM38 65V64H37ZM86 65H87V63H86ZM86 65H83V66H86ZM156 65V64H155ZM173 65V64H172ZM242 65V64H241ZM33 66V65H32ZM133 66V65H132ZM131 66V67H132ZM162 66V65H161ZM168 66V65H167ZM166 66V67H167ZM175 66H179V65H175ZM224 66V65H223ZM222 66V67H223ZM226 66V65H225ZM260 66V65H259ZM158 67H160V66H158ZM173 67V66H172ZM181 67H182V64H181ZM261 67V66H260ZM33 68V67H32ZM34 68H37V67H34ZM76 68V67H75ZM113 68V67H112ZM157 68V67H156ZM167 68H170V67H167ZM166 68V69H167ZM257 68H258V66H257ZM38 69V68H37ZM93 69V68H92ZM165 69V68H164ZM165 69V70H166ZM180 69V68H179ZM222 69V68H221ZM259 69V68H258ZM169 70V69H168ZM168 70L166 71V72H168ZM214 70V69H213ZM239 70V69H238ZM255 70H256V68H255ZM263 70V69H262ZM73 71H75V70H73ZM206 71V70H205ZM224 71V70H223ZM254 71V70H253ZM264 71V70H263ZM158 72H159V70H158ZM166 72H163V73H165V74H163L164 75V78H165V75H166ZM238 72V71H237ZM256 73H258L257 71H255ZM259 72H262V71H260L259 70ZM43 73H44V71H43ZM73 73V72H72ZM169 73V72H168ZM167 73V76H169V78L171 79V75H169ZM170 73H172V72H170ZM197 73V72H196ZM243 73V72H242ZM39 74V73H38ZM157 74V73H156ZM162 74V73H161ZM238 74V73H237ZM262 74V73H261ZM158 75H159V73H158ZM162 75V76H163ZM192 75V74H191ZM198 75H199V73H198ZM197 75V76H198ZM209 75V74H208ZM207 75V76H208ZM255 75V74H254ZM31 76V75H30ZM75 76V75H74ZM233 76V75H232ZM82 77V76H81ZM159 77H161L160 75L158 76V78ZM194 77V76H193ZM224 77V76H223ZM226 77V76H225ZM255 77H256V75H255ZM258 77V76H257ZM3 78V77H2ZM70 78H71V76H70ZM161 78H163V77H161ZM161 78H159V79H161ZM168 78V77H167ZM174 78V77H173ZM233 78V77H232ZM16 79V78H15ZM148 79V78H147ZM166 79V78H165ZM220 79V78H219ZM235 79H236V77H235ZM247 79V78H246ZM163 80V79H162ZM167 80V79H166ZM176 80V79H175ZM174 80V81H175ZM181 80V79H180ZM232 80V79H231ZM253 80H254V78H253ZM256 80V79H255ZM254 80V81H255ZM260 80H262L263 81V79L261 78ZM82 81V80H81ZM157 81V79L155 80V82ZM158 81H161V80H158ZM179 81V80H178ZM176 82L178 85H181L179 82ZM233 81V80H232ZM258 81H259V79H258ZM65 82V81H64ZM70 82H72L71 81V79H70ZM166 82V81H165ZM239 82H242V81H239ZM264 82V81H263ZM47 83V82H46ZM68 82H66V84H67ZM164 83V82H163ZM169 83V82H168ZM167 83V84H168ZM176 83H174V84H176ZM22 85V87H20V89H18L16 86H19V85ZM162 84V83H161ZM167 84H166V86H167ZM177 84H176V86L174 85V87L175 88H173L174 90H176V88H177ZM236 84V83H235ZM249 84V83H248ZM40 85H41V83H40ZM39 85V86H40ZM56 85V84H55ZM164 85V84H163ZM241 85V84H240ZM169 86V85H168ZM188 86V85H187ZM245 86H246V84H245ZM44 87H47V86H44ZM179 87V86H178ZM182 87V86H181ZM237 87V86H236ZM241 87V86H240ZM160 88H161V86H159V95H160ZM183 88V87H182ZM63 89V88H62ZM169 89V88H168ZM192 89V88H191ZM261 89V88H260ZM162 90V92L164 91L163 89H161ZM173 90V94H174V92L175 93H177L178 94V92H179V89H178V92H176V91H174ZM155 91V90H154ZM172 91V90H171ZM182 91V90H181ZM189 91V90H188ZM191 92V91H190ZM188 93V94H190L191 95V93ZM196 92H198V96L200 95L199 94V91H196ZM59 93V92H58ZM163 93H165V92H163ZM165 94H167V92L165 93ZM171 94V93H170ZM170 94H168L170 97L173 95H170ZM186 95H187V91H186V93H185ZM196 94L197 93H195V96H196ZM218 94V93H217ZM80 94H78L77 93V96L78 97H80L79 96ZM164 95V94H163ZM162 95V96H163ZM175 95L176 94H174V98H175ZM180 95H181V93H180ZM183 95H184V93H183ZM182 95V96H183ZM201 95H203V94H201ZM62 95L60 94V97H61ZM161 96V95H160ZM161 96V97H162ZM178 96V95H177ZM176 96V97H177ZM182 96H180V97H182ZM192 97H194L193 95H191ZM198 96H197V98H195V99H198L199 100V98H198ZM214 96V95H213ZM218 96H220V94H218ZM68 97V96H67ZM160 97V99L159 100H161L162 98ZM170 97H168V98H170ZM192 97H189V95H188V98H191L192 99ZM201 97V96H200ZM206 97V96H205ZM208 97V96H207ZM210 97H212V95H210L209 96V98ZM257 97H259V96H257ZM62 98H64V95L62 96ZM76 98V97H75ZM105 98H106V96H105ZM168 98H166V101H168ZM173 98V97H172ZM178 98H179V96H178ZM183 98V97H182ZM184 98H185V95H184ZM186 98H187V96H186ZM60 99V98H59ZM158 99V98H157ZM164 99H165V96H164ZM164 99H163V101H164ZM64 100V99H63ZM174 99H172V101H173ZM183 100V99H182ZM181 100V101H182ZM204 100V99H203ZM58 100H56V102H57ZM166 101H164L163 103H165ZM170 101V100H169ZM179 101H180V99H178V102H176L175 100H174V103H178L179 105L181 104V101H180V103H179ZM186 101H187V105L186 106H184V107H187L188 106V104H189V106H190V103H189V101H190V99H189V101H188V99H186ZM185 101V102H186ZM196 101V100H195ZM200 101L202 102V99H200ZM209 101V100H208ZM211 101V100H210ZM212 101H213V97H212ZM227 101V100H226ZM154 102H156V103H158L156 100L154 101ZM161 102H162V100H161ZM191 102V105L193 104V100L192 101H190ZM245 102V101H244ZM65 104H67L66 102H64ZM148 103V102H147ZM155 103V104H156ZM160 104L161 106L162 105H164V104ZM174 103H172L171 102V106H173V107H176V106H174ZM195 103V102H194ZM197 103V102H196ZM246 103V102H245ZM251 103V102H250ZM249 103V105H252V104H250ZM255 103V102H254ZM69 104V103H68ZM68 104H67V106H68ZM154 104V105H155ZM169 104V103H168ZM173 104V105H172ZM178 104H177V107H178ZM184 104V103H183ZM182 104V105H183ZM256 104V103H255ZM254 104V105H255ZM259 104V103H258ZM49 105H51V104H49ZM103 105V104H102ZM153 104H151V106H152ZM176 105V104H175ZM185 105V104H184ZM260 105V104H259ZM62 106V105H61ZM169 106H170V104H169ZM169 106H167L168 108H169ZM171 106H170V108H169V110L170 109H172V110H174L173 109V107L171 108ZM188 106V107H189ZM239 106H240V104H239ZM153 107H155V106H153ZM165 107H166V105H165ZM100 108V107H99ZM143 108V107H142ZM148 108V107H147ZM147 108H145V110L144 109H142L141 111H145V112H147ZM159 108H163V107H159ZM179 108V107H178ZM101 109V108H100ZM136 109V108H135ZM151 109H153V108H151ZM165 109V108H164ZM182 109H183V107H182ZM248 109V108H247ZM250 109V108H249ZM261 109V108H260ZM154 110H156V108H154L153 109V111ZM172 110H170V111H172ZM184 110H186V109H184ZM195 110V109H194ZM259 110V109H258ZM257 110V111H258ZM90 112V109L89 110H87V112ZM97 111V110H96ZM140 111V112H141ZM143 111V112H144ZM149 111H151L150 110V108H149ZM163 111H165V110H163ZM178 111H179V109H178ZM263 111L264 110H262L261 112H262V114H263ZM91 112H94V111H92V109H91ZM98 112H100V111H98ZM101 112H102V110H101ZM132 113H134L133 111H131ZM142 112V113H143ZM156 112V111H155ZM246 112V111H245ZM258 112H260V111H258ZM136 113H138V112H136ZM136 113H134V118L136 119V116H135V114ZM141 113V114H142ZM151 113V112H150ZM152 113H154V112H152ZM157 113H158V111H157ZM173 113V112H172ZM256 113V112H255ZM68 114V113H67ZM99 114H101V113H99ZM106 114V113H105ZM144 114V113H143ZM147 114H148V112H147ZM156 114V113H155ZM154 114V115H155ZM257 114V113H256ZM65 115V114H64ZM87 115V114H86ZM86 115H85V117L83 118V117H79L80 119H85L86 118ZM103 115H104V113H103ZM102 115V116H103ZM139 115V114H138ZM152 116H153V114H151ZM157 115H161L160 113H158ZM156 115V116H157ZM162 115H163V113H162ZM190 115V114H189ZM68 116H70V114L68 115ZM89 116H90V113H89ZM92 116H93V114H92ZM126 116V115H125ZM129 116V115H128ZM139 116H141V115H139ZM180 116V115H179ZM247 116V115H246ZM251 116V115H250ZM259 116V115H258ZM65 117H67L66 115H65ZM64 117V118H65ZM144 117V116H143ZM261 117V116H260ZM263 117V116H262ZM69 118V117H68ZM87 118H88V116H87ZM90 118V117H89ZM93 118V117H92ZM133 118V117H132ZM247 118V117H246ZM74 119H77V118H74ZM98 119V118H97ZM101 119H103V118H101ZM129 119V118H128ZM234 119V118H233ZM236 120L235 121H237L238 122V120L239 119H237V118H235ZM68 120V119H67ZM92 120V119H91ZM91 120H90V122H91ZM104 120H107L106 118H104ZM118 120V119H117ZM224 120V119H223ZM241 121H244V120H246V119H240ZM247 120H250V118H247ZM246 120V121H247ZM77 121H78V119H77ZM95 121V120H94ZM107 121H111V120H107ZM131 121H133L132 119H131ZM146 121V120H145ZM144 121V122H145ZM225 121V120H224ZM251 121H253V120H251ZM67 122V121H66ZM65 122V123H66ZM71 123H72V121H70ZM87 122V121H86ZM88 122H89V120H88ZM90 122H89V124H90ZM115 121L113 120V122H111L112 124L114 123ZM134 122V121H133ZM141 122V121H140ZM143 122V121H142ZM147 122V121H146ZM212 122V121H211ZM230 122V121H229ZM231 122H232V118H231ZM234 122V121H233ZM70 123V124H71ZM74 124H75V122H73ZM83 123V122H82ZM85 123V122H84ZM92 124L94 123L93 121L91 122ZM101 123V122H100ZM104 123V125L103 126H105V123L106 122H103ZM150 123V122H149ZM152 123V122H151ZM156 123H158V122H156ZM160 123V122H159ZM216 123H218V122H216ZM220 123V122H219ZM67 124V123H66ZM79 124V123H78ZM97 124V123H96ZM102 124V123H101ZM116 124V123H115ZM131 124H132V122H131ZM198 124V123H197ZM214 124V123H213ZM71 125H73V124H71ZM77 125V122H76V124L74 125V126H76ZM98 125V124H97ZM134 125L135 124H133V127H134ZM137 125H138V123H137ZM165 125V124H164ZM167 125H168V123H167ZM222 124H220V126H221ZM223 125H226V126H228L227 124H223ZM222 125V126H223ZM230 125H231V123H230ZM78 126V125H77ZM76 126V127H77ZM80 126H84L83 124L82 125H80ZM86 126V125H85ZM96 125H93V128L95 127ZM102 126V125H101ZM117 126V125H116ZM120 126V125H119ZM118 126V127H119ZM152 126H155L154 124L152 125ZM156 126H159V124L157 125L156 124ZM216 125H214V127H215ZM217 126H219V125H217ZM216 126V127H217ZM225 126V127H226ZM72 126H70V127H68V128H71ZM90 127H91V124H90ZM97 127V126H96ZM95 127V128H96ZM129 127V126H128ZM128 127H127V129H128ZM131 127V126H130ZM146 127H148V128H150L151 126H146ZM172 127V126H171ZM177 127V126H176ZM35 128H38V129H40V131H39V133L37 134V132L35 131ZM82 128L83 127H81V130H82ZM135 128V127H134ZM201 128V127H200ZM204 128V127H203ZM206 128V127H205ZM223 128V127H222ZM79 129V128H78ZM84 129V128H83ZM87 131H88V129L87 128H85ZM91 129V128H90ZM105 129H108V128H104V131L106 132V130ZM143 129V128H142ZM157 129V128H156ZM198 129V128H197ZM245 129V128H244ZM70 130V129H69ZM86 130H85V132H86ZM101 130V129H100ZM118 129H116V131H117ZM143 130H145V129H143ZM246 130V129H245ZM63 131H65V130H63ZM68 131V130H67ZM91 131V130H90ZM103 131V130H102ZM111 131V130H110ZM119 131H120V128H119ZM123 131V130H122ZM137 131V130H136ZM169 131V130H168ZM189 130H187V132H188ZM54 132V131H53ZM52 132V133H53ZM58 132V131H57ZM61 132V131H60ZM59 132V133H60ZM96 132H97V130H96ZM113 132H115V131H113ZM129 132V131H128ZM127 132V133H128ZM141 132V131H140ZM159 132H161V131H159ZM166 132V131H165ZM179 132H180V135H181V133H183V132H181V131H178V132H176L177 134V136H175V137H178V134H179ZM191 132V131H190ZM55 133V132H54ZM87 133V132H86ZM91 133V132H90ZM94 133V132H93ZM130 133H132V132H130ZM138 133H139V130H138ZM141 133H144L143 131L141 132ZM141 133H139V134H141ZM156 134L155 135H157L158 134V131L157 132H155ZM164 133V132H163ZM185 133V132H184ZM189 133V132H188ZM187 133V134H188ZM61 134V133H60ZM82 134V133H81ZM117 134V133H116ZM122 134V133H121ZM133 134V133H132ZM138 134V135H139ZM175 134V133H174ZM59 135V134H58ZM86 135V134H85ZM103 135H104V133H103ZM137 135V134H136ZM160 135V134H159ZM169 135V134H168ZM180 135H179V137H180ZM107 135L105 134V136L104 137H106ZM116 135H114V137H115ZM121 136V135H120ZM131 136H133V135H131ZM151 136H153V135H151ZM151 136H149L150 137V139H149V137H148V140H151L152 139V141H154V139H155V137H154V139L153 138H151ZM162 136V135H161ZM160 136V137H161ZM170 136V138L172 139V138H174V137H171L172 136V133L169 135ZM183 136V135H182ZM250 136V135H249ZM81 137V136H80ZM85 137V136H84ZM88 137V136H87ZM86 137V138H87ZM90 137H91V135H90ZM134 137H135V134H134ZM156 137H158V136H156ZM167 137V136H166ZM178 137V138H179ZM184 137V136H183ZM187 136H185V138H186ZM189 137H191V136H189ZM50 138V137H49ZM110 138V137H109ZM146 138V137H145ZM144 138V139H145ZM169 138V137H168ZM177 138V139H178ZM194 138V137H193ZM193 138H191V140L193 139ZM92 139V138H91ZM101 139V138H100ZM102 139H103V137H102ZM106 139V138H105ZM112 139V138H111ZM121 139V138H120ZM139 139V138H138ZM144 139H142L141 140V142L143 143V140ZM170 139V140H171ZM50 140V139H49ZM83 140H84V138H83ZM93 140V139H92ZM98 140V139H97ZM115 140V139H114ZM119 140V139H118ZM117 140V138H116V141H118ZM157 140V139H156ZM155 140V141H156ZM164 140H166V139H164ZM168 140V139H167ZM172 140H174V139H172ZM171 140V141H172ZM176 140V139H175ZM174 140V141H175ZM183 140V139H182ZM186 140V139H185ZM57 141V140H56ZM86 141V140H85ZM85 141H82L83 143H85ZM88 141V140H87ZM90 141L91 140H89V143H90ZM100 141V140H99ZM103 141H105V140H103ZM121 141V140H120ZM138 141V140H137ZM144 141H146V142H148V144H149V142H152V141H147V138H146V140H144ZM159 141V140H158ZM155 142V144L157 143H160V142ZM161 141V140H160ZM173 141V142H174ZM180 141V140H179ZM261 141V140H260ZM50 142V141H49ZM68 142V141H67ZM105 142H107V141H105ZM111 142V141H110ZM110 142H108L109 144H110ZM115 142V141H114ZM181 142V141H180ZM191 142V141H190ZM190 142L188 143V144H190ZM63 144H64V142H62ZM83 143H81L82 145H84ZM88 143V142H87ZM86 143V144H87ZM91 143H93V142H91ZM90 143V144H91ZM112 143V142H111ZM142 143L140 144V146H142ZM145 143V142H144ZM143 143V144H144ZM153 143V142H152ZM162 143H164V142H162ZM168 143V141L166 142V144ZM172 143V142H171ZM171 143H169L170 145H172L173 146V144H171ZM56 145L58 144V143H55ZM60 144V143H59ZM101 144V143H100ZM109 144H107V145H105V146H108ZM134 144L135 143H133V144H129L128 143V145H130V146H134ZM56 145H55V147H56ZM65 145V144H64ZM70 145H71V143H70ZM82 145H80L81 147H79V149L80 148H82ZM136 145V144H135ZM146 145V144H145ZM144 145V146H145ZM159 145V144H158ZM161 145V144H160ZM182 145V144H181ZM79 145H77V147H78ZM85 146V145H84ZM88 146V145H87ZM99 146V145H98ZM105 146L103 147V150L105 151L106 150V148L108 149L109 148V146L108 147H106L105 148ZM114 146V145H113ZM112 146V147H113ZM116 146V145H115ZM114 146V147H115ZM119 145H117L116 147H118ZM129 146V147H130ZM137 146V145H136ZM152 146H154V145H152ZM183 146H184V144H183ZM227 146V145H226ZM245 146V145H244ZM65 147V146H64ZM76 147V146H75ZM100 147H102L101 145H100ZM100 147H99V149H100ZM111 147V148H112ZM120 147H122V146H120ZM120 147H119V149L118 150H121L120 149ZM124 147V146H123ZM128 147V146H127ZM128 147V148H129ZM135 147V146H134ZM134 147H131V149H130V151L132 152V149L134 148ZM150 148H154V147H151V146H149ZM156 147V146H155ZM157 147H159V146H157ZM156 147V148H157ZM162 146H160L159 147V150H161L160 148H161ZM167 147H169V145L168 146H165L164 145V148H163V150L165 149V148H167ZM175 147V146H174ZM241 147V146H240ZM94 148H95V146H94ZM105 148V149H104ZM111 148H110V150L109 151H111ZM127 148V149H128ZM138 148H139V145H138ZM149 148V150L151 151V149ZM190 148V147H189ZM242 148V147H241ZM241 148H239V150H242ZM244 149H245V147H243ZM75 149L76 150H78L77 148H74V149H70V152H72L71 150H74L75 151ZM86 149H88L87 147H86ZM99 149H97V151L99 152ZM114 149V148H113ZM112 149V151L113 152H115L116 151V149H115V151ZM124 149V150H123ZM122 150L123 151H121V152H124L125 151V147L123 148ZM137 148H135V150H136ZM140 149V148H139ZM138 149V150H139ZM145 149V148H144ZM147 149V148H146ZM155 149V148H154ZM153 149V150H154ZM171 149H173V148H171ZM171 149H170V151H171ZM175 149H178L177 147H175L174 148V150ZM180 149H182V147L180 148ZM264 149V148H263ZM91 150H93L92 148H91ZM95 150V149H94ZM129 150V149H128ZM134 150V149H133ZM137 150V151H138ZM148 150V149H147ZM146 150V151H147ZM174 150H172V151H174ZM184 150V149H183ZM182 150V151H183ZM73 151V152H74ZM96 151V150H95ZM101 151V150H100ZM103 151V152H104ZM109 151H106V152H108L109 153ZM144 151V150H143ZM166 149H165V155H170V153H173V152H169V151H167L168 152V154H166ZM177 151V150H176ZM178 151H180V150H178ZM181 151V152H182ZM191 151H192V149H191ZM67 152V151H66ZM102 152V153H103ZM117 152H119V151H117ZM134 152V151H133ZM132 152V153H133ZM139 152V151H138ZM163 152V151H162ZM175 152V151H174ZM181 152H180V154H181ZM190 152V151H189ZM193 152V151H192ZM69 153V152H68ZM68 153H65V154H68ZM74 153H76V151L74 152ZM85 153V152H84ZM87 153H89V152H87ZM97 153V152H96ZM101 153V152H100ZM111 153V152H110ZM145 153V152H144ZM148 153V152H147ZM151 153H153V155H154V151H151ZM158 153V152H157ZM184 153V151L182 152V154ZM186 153V152H185ZM83 154V153H82ZM93 154H95L94 152H93ZM112 154V153H111ZM110 154V155H111ZM127 154H128V152H127ZM135 154V153H134ZM133 154V155H134ZM162 154V153H161ZM175 154H176V152H175ZM179 154V159L178 158H176L177 157V155H176V157L174 156V154H172L174 157H172L173 159L174 158H176V160H178L177 162H176V160H174L175 161V163H179V160H180V157H181V155ZM187 154H188V152H187ZM186 154V155H187ZM195 154V153H194ZM240 154V153H239ZM238 154V155H239ZM36 155H38V156H36ZM56 155V154H55ZM54 154H53V156H55ZM72 155V153L70 154V156ZM74 155V154H73ZM85 155H86V153H85ZM97 155H98V153H97ZM110 155H109V157H110ZM115 155H117V154H115ZM121 155V154H120ZM132 155V156H133ZM136 155H138V154H136ZM146 155H150V154H146ZM152 155V154H151ZM171 155V156H172ZM238 155H236V156H238ZM244 155V154H243ZM40 156H42L43 157V159H42V162L40 161L38 164H33L31 161H33V159H35L36 157H40ZM68 156V155H67ZM74 156H76V155H74ZM78 156V155H77ZM82 156H84V154L83 155H81L80 157H82ZM91 156V155H90ZM118 156V155H117ZM127 156V155H126ZM129 156H130V154H129ZM140 157H141V155H139ZM138 156V157H139ZM160 156V155H159ZM162 156V155H161ZM164 156V155H163ZM171 156H169V157H171ZM189 156V155H188ZM234 156V155H233ZM86 157V156H85ZM100 158H101V156H99ZM102 157H103V155H102ZM113 157H114V155H113ZM118 157H120V156H118ZM167 157V156H166ZM182 157H184L183 155H182ZM186 157V156H185ZM199 157V156H198ZM50 158L52 159V157H51V155H50ZM55 158V157H54ZM83 158V157H82ZM90 158V157H89ZM92 158H95V157H92ZM117 158V157H116ZM133 158V159H132ZM131 159L132 160H134V157H132ZM152 158V157H151ZM157 158H158V156H157ZM186 158H188V157H186ZM72 159V158H71ZM74 159V158H73ZM73 159H72V161H73ZM87 159H88V157H87ZM86 159V160H87ZM110 159H111V157H110ZM114 159V158H113ZM123 159V158H122ZM129 159V158H128ZM127 159V161L129 162L130 160H128ZM154 160H155V157L153 158ZM161 158H159V160H160ZM172 159V160H173ZM245 159V158H244ZM255 159H257V158H255ZM68 160V159H67ZM69 160H70V158H69ZM74 160H76L77 161V159H74ZM89 160V159H88ZM91 160H93V159H91ZM97 160V159H96ZM101 160V159H100ZM112 160V159H111ZM118 160H120V159H118ZM136 160H138V158L137 159H135V161ZM139 160H140V158H139ZM148 160V159H147ZM153 160V161H154ZM172 160H170V161H172ZM184 160V162H185V158L183 159ZM234 160V159H233ZM95 161V160H94ZM97 161H99V160H97ZM96 161V162H97ZM109 161V160H108ZM125 161V160H124ZM149 161V160H148ZM196 161V160H195ZM243 161V160H242ZM256 161V160H255ZM66 162V161H65ZM64 162V163H65ZM83 162H85V158H84V161H82L81 160V164L83 163ZM95 162V163H96ZM105 161L103 160V163H104ZM110 162V161H109ZM108 162V163H109ZM117 161H115L114 160V163H116ZM128 162H126V163H128ZM130 162H132V161H130ZM141 162V161H140ZM155 162H156V160H155ZM166 162V161H165ZM173 162V161H172ZM181 162V161H180ZM187 162H189V161H187ZM197 162H199V161H197ZM260 162V161H259ZM258 162V163H259ZM262 162V161H261ZM36 163V162H35ZM77 163V162H76ZM90 163H92L93 164V161H91ZM101 163H102V161H101ZM102 163V164H103ZM107 163V162H106ZM125 163V164H126ZM144 163V162H143ZM154 163V162H153ZM167 163H168V168H170L169 167V163L170 162H168V160H167ZM175 163H174V165H175ZM195 163V162H194ZM223 163V162H222ZM257 163V162H256ZM255 163V164H256ZM70 165H71V162L69 163ZM69 164H66V166L67 165H69ZM78 164V163H77ZM87 164H88V162H87ZM91 164V165H92ZM97 164V163H96ZM96 164H95V168H96ZM110 164V163H109ZM108 164V165H109ZM112 164H113V161H112ZM117 164V163H116ZM118 164H120V163H118ZM129 164V163H128ZM128 164H126V167H128ZM173 164V163H172ZM181 164H183V163H181ZM185 164V163H184ZM184 164H183V169H184ZM186 164H188V163H186ZM185 164V165H186ZM190 164H192V163H190ZM199 164V163H198ZM80 165V164H79ZM98 165H100V163L98 164ZM114 165V164H113ZM129 165H131V164H129ZM132 165H133V162H132ZM140 165V164H139ZM148 165V164H147ZM170 165H171V163H170ZM180 164H178V166H179ZM194 165V164H193ZM261 165H262V163H261ZM261 165H258L259 167L261 166ZM71 166H74L73 164L71 165ZM83 166H85L84 164H83ZM86 166H89V165H86ZM111 166V165H110ZM115 166H117V165H115ZM122 166H124V168H126L125 167V165H122ZM134 166V165H133ZM142 166V165H141ZM166 166V165H165ZM182 166V165H181ZM189 166V165H188ZM188 166H186V167H188ZM220 166V165H219ZM218 166V167H219ZM250 166H252V165H250ZM254 167H255V165H253ZM258 166H256L255 168H256V170H254L253 168H252V170H254L255 172L257 171V169H259L258 168ZM63 167V166H62ZM77 167V166H76ZM81 167V166H80ZM93 167V166H92ZM91 167V168H92ZM98 167H100V166H98ZM104 167V165L102 166V167H100V169L101 168H103ZM130 167V166H129ZM129 167L127 168V169H129ZM180 167V166H179ZM191 166H189L188 167V169L190 168ZM233 167V166H232ZM85 168V167H84ZM88 168V167H87ZM87 168L85 169V170H87ZM91 168L89 169V170H91ZM111 168H113V167H111ZM110 168V169H111ZM132 168V167H131ZM135 168V167H134ZM167 168V167H166ZM174 168V167H173ZM234 168V167H233ZM249 168L250 167H248L247 169L249 170ZM264 168V167H263ZM71 169V168H70ZM70 169H69V171H70ZM118 169H119V167H118ZM120 169H121V167H120ZM172 169V168H171ZM176 169V168H175ZM182 168H181V170H183ZM193 169L195 170V168L193 167ZM199 169V168H198ZM215 169V168H214ZM222 169V168H221ZM74 171H76L75 169H73ZM72 170V171H73ZM108 170H109V168H108ZM112 170V169H111ZM117 170V169H116ZM123 170V169H122ZM137 170V169H136ZM159 170H160V168H159ZM165 170V169H164ZM169 170V169H168ZM178 171L180 170L179 168L177 169ZM190 170V169H189ZM191 170H192V168H191ZM203 170V169H202ZM201 170V171H202ZM248 170H244V171H248ZM72 171H70L69 173H71ZM73 171V172H74ZM80 171H82V170H80ZM95 170L93 169V171H91V173L92 172H94ZM101 171H102V169H101ZM104 171V170H103ZM126 171V170H125ZM130 171V170H129ZM138 171V170H137ZM167 171V170H166ZM165 171V172H166ZM174 172V170H171V177L169 176V174H167V176H168V178L170 177L171 178V182H169L168 181V184L169 183H172L173 181H175V179L172 181V173ZM184 171V170H183ZM193 171V170H192ZM198 171H200V170H198ZM198 171L196 170V174L195 175H197L198 174ZM243 171V172H244ZM254 171H253V173H254ZM258 171H260V170H258ZM262 171V170H261ZM64 172H66L65 174H64ZM79 172V171H78ZM84 172V171H83ZM87 172V171H86ZM95 172H98L97 170L95 171ZM105 172V171H104ZM131 172V171H130ZM162 172V171H161ZM180 172V171H179ZM178 172V173H179ZM182 172V171H181ZM180 172V173H181ZM185 172V171H184ZM186 172H189L190 173V171H187L186 170ZM203 172V171H202ZM216 172V171H215ZM230 172V171H229ZM241 172V171H240ZM264 172V171H263ZM75 173H77V172H75ZM75 173H73V174H75ZM80 173H82V172H80ZM85 173V172H84ZM91 173H90V175H91ZM107 173H108V171H107ZM110 173H112V171L110 172ZM114 174H115V172H113ZM113 173H112V175H113ZM121 173V172H120ZM123 173V172H122ZM135 173V172H134ZM168 173V172H167ZM176 173L177 172H175V178H177L176 176ZM177 173V174H178ZM183 173V172H182ZM195 173V172H194ZM204 173V172H203ZM208 173V172H207ZM232 173V172H231ZM247 174V172H244V174ZM252 173V174H253ZM259 173V172H258ZM257 172L256 173H254L255 175L256 174H258ZM99 174H100V171H99ZM116 174H118L119 175V171H117L116 172ZM155 174V173H154ZM222 174V173H221ZM227 174H230V173H227ZM235 174V173H234ZM77 175V174H76ZM87 175H88V173H87ZM93 175V174H92ZM95 175H97V174H95ZM94 175V176H95ZM100 175H103V174H100ZM112 175H111V177H112ZM150 175V174H149ZM179 176H178V178H180V176H181V174H178ZM188 175V178H189V175H190V177L191 176H193V173H190V174H187ZM187 175H184L183 174V176L180 178L181 180L180 181H182L183 179V177H186ZM199 175H200V173H199ZM237 175H238V173H237ZM242 175V174H241ZM254 175V176H255ZM69 176V175H68ZM67 176V177H68ZM73 176H75V175H72V177H70V178H72V181L71 180H69L70 182H72V184H71V186L73 185V179H74V181H75V178H76V176H75V178L73 177ZM80 175H78V178H77V180H79L80 179V177H79ZM81 176H85L84 174L83 175H81ZM105 176V175H104ZM107 176H109V175H107ZM128 176H129V174H128ZM127 176V177H128ZM130 176H131V174H130ZM137 176V175H136ZM147 177H148V175H146ZM153 176V175H152ZM152 176H150V177H152ZM166 176V173H165V175L164 176H160L159 175V177L160 178H164ZM166 176V177H167ZM204 176V175H203ZM207 176V175H206ZM224 177H226L225 175H223ZM223 176H217V178L220 180V178L221 179H223ZM229 176V175H228ZM231 176V175H230ZM248 176V175H247ZM253 176V177H254ZM99 177V176H98ZM110 177V178H111ZM117 177V176H116ZM126 177V176H125ZM139 177V176H138ZM143 178H145L146 180H147V178L145 177V176H142ZM165 177V178H166ZM198 177V176H197ZM197 177H193V178H197ZM232 177V176H231ZM250 178H251V175L249 176ZM249 177H247V178H249ZM69 178V179H70ZM85 178H86V176H85ZM90 178V177H89ZM89 178L87 179V180H89ZM94 178V177H93ZM92 178V179H93ZM115 178V177H114ZM118 178V177H117ZM122 178V177H121ZM121 178H120V181H121ZM143 178H141L140 177V179H142L143 180ZM168 178H166L165 179V181L163 180L162 182H165V183H167V179ZM173 178H174V174H173ZM177 178V179H178ZM242 178V177H241ZM241 178H240V180H241ZM257 179H259L258 178V176L256 177ZM263 179H264V177H262ZM261 178V179H262ZM82 179H83V177H82ZM95 179V178H94ZM98 180H99V178H97ZM97 179H96V182H97ZM103 179V178H102ZM119 179V178H118ZM131 180H132V178H130ZM134 179V178H133ZM150 179V178H149ZM153 179V178H152ZM155 179H156V177H155ZM187 179V178H186ZM192 179V178H191ZM201 179V178H200ZM207 179H209L208 177H206V180ZM245 179V178H244ZM85 180V179H84ZM104 180H105V177H104ZM111 180H113V179H110V181ZM115 180V182H116V179H114ZM114 180H113V182H114ZM135 180H137V177H136V179ZM141 180V181H142ZM158 180H159V178H158ZM157 180V182L158 183H160L161 182V180H159L158 181ZM169 180V179H168ZM179 180V179H178ZM177 180V181H178ZM211 180V179H210ZM210 180H207V181H205V183L206 182H208V181H210ZM232 180V186L233 187H231V188H233L232 190H234V188L236 187V185L238 184V182L240 183V180L239 181H236V180H233V179H231ZM252 180H254V179H252ZM260 180V179H259ZM92 181V180H91ZM151 180H149L148 182H150ZM153 181H154V179H153ZM153 181H152V183H153ZM180 181H178V182H176L175 181V183H178V187H179V183L180 184H182V183H184L183 181L182 182H180ZM204 181V180H203ZM230 181V180H229ZM261 181V180H260ZM78 181H76V183H77ZM90 182V181H89ZM94 182V181H93ZM107 182V181H106ZM105 182V183H106ZM117 182H119V181H117ZM137 182H139V181H136V184H137ZM156 182V181H155ZM194 182H197V181H195L194 180ZM193 182V180H191L190 182H187V183H190L189 184V186H191V183H192V186H195L194 184H196V183H194ZM201 182H202V180H201ZM211 182V181H210ZM220 182H221V180L218 182V185L220 184ZM225 182V181H224ZM234 182H235V184H236V182H237V184L235 185L234 184ZM257 182H259V181H257ZM67 183L69 184V182L67 181ZM74 184V185H76L77 187H79L78 186V184ZM79 183V182H78ZM80 183H82V182H80ZM79 183V184H80ZM111 183V182H110ZM134 183H135V181H134ZM141 184L143 183L144 184V180H143V182H140ZM175 183L173 182L172 183V188L175 186ZM194 183V184H193ZM209 183V182H208ZM212 183V182H211ZM214 183V182H213ZM243 183H244V180H243ZM246 183V182H245ZM244 183V184H245ZM247 183L249 184H251V182H249V181H247ZM246 183V184H247ZM67 184V185H68ZM69 184V185H70ZM87 184L88 185H92V183H88L87 182ZM93 184H95V183H93ZM106 184H108V183H106ZM132 184V183H131ZM140 184V185H141ZM161 184V183H160ZM159 184V185H160ZM173 184H174V186H173ZM185 184V183H184ZM198 184V183H197ZM204 184V183H203ZM241 184H242V182H241ZM245 184V185H246ZM249 184V185H250ZM258 184V183H257ZM73 185V186H74ZM86 185V184H85ZM91 185L89 186V187H91ZM97 183H96V187H97ZM101 185H103V184H101ZM133 185V184H132ZM131 185V186H132ZM139 185V184H138ZM146 185H149V184H147L146 183ZM150 185H151V182H150ZM153 185V184H152ZM205 185V184H204ZM207 185V184H206ZM229 186H230V182H229V184H228ZM235 185V186H234ZM243 185V184H242ZM244 185V186H245ZM249 185H248V188H249ZM70 186V187H71ZM72 186V187H73ZM126 186H128V185H126ZM135 186V185H134ZM143 186V185H142ZM161 186V185H160ZM188 185H185V191H183L184 193L186 192V187H187ZM197 186H200V185H196V188H198ZM209 186V185H208ZM220 186L221 185H219L218 186V188H220ZM227 186V185H226ZM241 187V185H238V187ZM244 186H243V188H244ZM247 186V185H246ZM86 187H87V185H86ZM86 187H84V189H86ZM95 187V189H94V187H92L94 190H97V188ZM100 187V185L98 186V188ZM111 187H112V185H111ZM111 187L109 188V191H111ZM136 188H135V190L137 189L138 190V186L136 185L135 186ZM141 187V186H140ZM144 187V186H143ZM142 187V189H144ZM177 187V188H178ZM183 187V186H182ZM201 187H202V185H201ZM204 187V186H203ZM215 187V186H214ZM66 188V189H65ZM81 187H79V189H80ZM91 188V189H92ZM113 188V187H112ZM117 188H118V186H117ZM124 188V187H123ZM133 188V187H132ZM147 188H149V187H147ZM151 189H153V186L152 187H150ZM181 188V187H180ZM189 188V187H188ZM207 188V187H206ZM206 188H204L205 190H206ZM216 188V187H215ZM214 188V189H215ZM237 188V187H236ZM235 188V189H236ZM246 188V187H245ZM253 187H251V189H252ZM88 189V188H87ZM86 189V190H87ZM91 189H89V192H90V190ZM105 189L106 188H104V191H105ZM113 189H115V188H113ZM119 189H121V187L119 188ZM119 189H116V191H121V193L123 194V191L122 190H119ZM125 189V188H124ZM123 189V190H124ZM141 189V190H142ZM162 189V188H161ZM161 189H157V190H160L161 191ZM191 189V188H190ZM190 189H189V191H190ZM211 189V188H210ZM213 189V190H214ZM226 189V188H225ZM224 189V190H225ZM229 190H230V187L228 188ZM239 189V188H238ZM102 190V189H101ZM129 190H130V188H129ZM131 190H133L134 191V189H131ZM139 190H140V188H139ZM140 190V191H141ZM169 190V189H168ZM201 189H199V191H200ZM205 190L204 191H202V193L204 192V195L206 194V192H205ZM208 190V189H207ZM220 190V189H219ZM248 189H246V191H247ZM75 191H78V188H77V190H75ZM93 190H91V192H92ZM98 191V190H97ZM115 191V192H116ZM125 191V193H126V189L124 190ZM133 191H131V192H133ZM147 191H149V193H148V195L150 194V190H147ZM152 191V190H151ZM153 191H155V188H154V190ZM180 192L182 191V190H179ZM178 191V192H179ZM188 191V189H187V192H189ZM212 191V190H211ZM225 191H227V190H225ZM242 191H243V189H242ZM66 192V194L67 193H69L68 195L69 196H71V197H73V201H71L70 203H72L73 202V204H71L70 205V203H67L66 204V202H67V199H66V201H65V197H67V196H64V193ZM85 192V191H84ZM90 192V193H91ZM94 192V191H93ZM128 192V191H127ZM134 192H137V191H134ZM139 192V191H138ZM143 192H146V190L144 189V191ZM162 192V191H161ZM165 192V191H164ZM180 193V194H183V196H187V195H189L188 193ZM195 192V191H194ZM197 192V191H196ZM209 192H210V190H209ZM224 192V191H223ZM229 191H227V193H228ZM232 191H230L229 193H228V195L231 193ZM234 192V191H233ZM236 192V191H235ZM249 192V191H248ZM251 192H252V190H251ZM250 192V193H251ZM78 193H79V191H78ZM103 193V192H102ZM117 194H118V192H116ZM121 193L120 194H118L119 196H117V200H118V197H120V195H121ZM125 193H124V195H125ZM129 193V192H128ZM152 193V192H151ZM157 193V192H156ZM159 193V192H158ZM171 192H169V194H170ZM176 193V192H175ZM220 193V192H219ZM226 193V192H225ZM227 193L226 194H224V196L226 195V199L227 200H225V202H229L228 201V196H227ZM257 193V197L259 198V193L258 192H256ZM80 194H84V193H82V191L80 192ZM89 194V193H88ZM109 194V193H108ZM129 194H131V193H129ZM163 194H165V193H163ZM171 194H173V193H171ZM179 194V193H178ZM195 194V193H194ZM222 194V193H221ZM220 194V195H221ZM232 194H234V193H232ZM245 195H247L248 196V194H247V192L246 193H244ZM85 195V194H84ZM137 195V194H136ZM138 195H140V194H138ZM150 195H153L154 197L153 198H155V196L156 195H154V194H150ZM149 195V196H150ZM158 195H160V196H158ZM161 195H162V193L161 194H157V196L158 197H161ZM174 195V194H173ZM203 195V196H204ZM78 196V195H77ZM82 196V195H81ZM87 196V194L85 195V197ZM112 196V195H111ZM111 196H108L109 197V199H111ZM114 196V195H113ZM113 196H112V198H113ZM122 196V195H121ZM134 196V195H133ZM140 196H142V195H140ZM149 196H147L148 198H149ZM167 196V195H166ZM169 196V195H168ZM183 196H180V197H182L183 198ZM190 196V195H189ZM189 196H188V198H189ZM196 196V195H195ZM199 196V195H198ZM207 196H209L208 194H207ZM232 196V195H231ZM83 198H84V196H82ZM99 197V196H98ZM97 197V198H98ZM152 197V196H151ZM163 197V196H162ZM175 197V196H174ZM179 197V196H178ZM177 197V198H178ZM194 197V196H193ZM223 197V196H222ZM221 197V198H222ZM235 197V196H234ZM246 197V196H245ZM249 197V196H248ZM68 198V197H67ZM80 198V197H79ZM101 198V197H100ZM107 198V197H106ZM130 198V197H129ZM140 198V197H139ZM152 198V199H153ZM170 198H171V196H170ZM185 198V197H184ZM182 199L183 200V202L185 203V199ZM197 198V197H196ZM204 198V197H203ZM231 198V197H230ZM257 198V199H258ZM260 198H262V197H260ZM259 198V199H260ZM70 199H72V198H70ZM77 199V198H76ZM81 199V198H80ZM79 199V200H80ZM85 199V198H84ZM150 199L151 198H149V201H150ZM151 199V200H152ZM157 199V198H156ZM159 199H161V198H159ZM174 199H176V198H174ZM174 199H173V201H174ZM181 199V198H180ZM233 199V198H232ZM258 199V200H259ZM69 200V199H68ZM83 200V199H82ZM98 200V199H97ZM96 200V201H97ZM114 200V199H113ZM129 200V199H128ZM146 200H148V199H146ZM166 201L167 199H166V197H165V199H162V201ZM222 200H224V199H222ZM249 200H251V199H249ZM263 200H264V196H263ZM83 201H85V200H83ZM89 201H91V202H89ZM87 200L86 202H88L89 204L90 203H92L94 200L92 199V200ZM102 201H103V199H102ZM111 201V200H110ZM110 201H108V202H110ZM134 201H136V199L134 200ZM140 201H141V199H140ZM156 201V200H155ZM159 201H161V200H158L157 201V203L159 202ZM161 201V202H162ZM164 201L162 202V204L163 205H165L164 204ZM168 201V200H167ZM171 202H172V200H170ZM177 201V200H176ZM180 201L181 200H179V201H177V202H179V204H180ZM188 201V200H187ZM218 201V200H217ZM216 201V202H217ZM219 201H220V199H219ZM218 201V202H219ZM239 201V200H238ZM247 201H248V199H247ZM247 201H244V202H246L247 203ZM257 201V200H256ZM105 202V201H104ZM118 202V201H117ZM117 202H114V204L113 205H116L115 203H117ZM124 202H126V201H124ZM129 202V201H128ZM131 202H132V200H131ZM142 202V201H141ZM152 202H153V200H152ZM182 202V201H181ZM218 202L216 203V204H218ZM224 202V203H225ZM244 202H243V204H240V205H244ZM255 202V201H254ZM261 202H264V201H261ZM78 203V202H77ZM81 203V202H80ZM139 203V202H138ZM173 203V202H172ZM174 203H175V201H174ZM68 204H69V206H71V207H68ZM87 204V203H86ZM118 204V203H117ZM126 204V203H125ZM134 205H135V202L133 203ZM143 204H144V199H143ZM151 204V203H150ZM152 204H154V203H152ZM159 204V203H158ZM166 204H168V203H166ZM176 204V203H175ZM187 204V203H186ZM221 204V203H220ZM227 204V203H226ZM255 204V203H254ZM79 205V204H78ZM81 205H82V203H81ZM92 205V204H91ZM94 205V204H93ZM92 205V206H93ZM106 205V204H105ZM105 205L104 206H101V207H103L102 208V210L105 208ZM133 205V206H134ZM141 205V204H140ZM159 205H161V204H159ZM174 205V204H173ZM182 205H183V203H182ZM208 205V204H207ZM212 205H214V204H212ZM219 205V204H218ZM258 205H261L260 203H258ZM80 206V205H79ZM84 206H85V204H84ZM89 206V205H88ZM97 206V205H96ZM110 206V205H109ZM109 206H107L108 208H109ZM120 206V205H119ZM127 206H128V203H127ZM136 206V205H135ZM139 206V205H138ZM137 206V207H138ZM145 207V205H141L140 207L141 208H143V207ZM150 206V205H149ZM157 206V205H156ZM177 206V205H176ZM203 206V205H202ZM223 206H224V204H223ZM229 206V205H228ZM233 206V205H232ZM248 206V205H247ZM253 206V205H252ZM81 207V206H80ZM94 207H95V205H94ZM117 207H118V205H117ZM116 207V208H117ZM123 207H125V205L123 206ZM137 207H135V208H137ZM140 207L138 208V210L140 209ZM167 207V206H166ZM171 207V206H170ZM174 207V206H173ZM172 207V208H173ZM222 207V206H221ZM231 207V206H230ZM255 207H257V204H255ZM79 208V207H78ZM88 208V207H87ZM91 208V207H90ZM114 208L115 207H113V208H109V209H113L114 210ZM115 208V209H116ZM121 208H122V205H121ZM127 208V207H126ZM125 208V209H126ZM134 208V207H133ZM133 208H132V210H133ZM149 208H151V207H149ZM159 208V207H158ZM164 208V207H163ZM205 208V207H204ZM212 208V207H211ZM210 208V206H209V209H211ZM223 208V207H222ZM222 208H220V209H222ZM224 208H225V206H224ZM229 208V207H228ZM232 208V207H231ZM77 209V208H76ZM109 209H108V211H109ZM155 209V208H154ZM157 209V208H156ZM166 209V208H165ZM174 209V208H173ZM217 209V208H216ZM219 209V210H220ZM71 210V209H70ZM75 210V209H74ZM84 210V209H83ZM88 210V209H87ZM94 210L96 211V208H94ZM99 210H101V209H99ZM112 210V211H113ZM120 209H117L115 212H112V215H113V213H115L116 214V212L118 213V212H120L119 211ZM129 210V209H128ZM131 210V209H130ZM131 210V211H132ZM146 210V209H145ZM178 210V209H177ZM201 210H202V208H201ZM216 211L214 214H213V217H212V225L215 227V228H217V229H219V230H221L220 231V234H219V238H220V240H219V242H217V245H212V242H211V245L209 246V245H207L206 244V242H204L203 244H206V246H202L200 249H195V248H192V249H195V251L196 250H198L197 252L199 253H197L198 254V256L197 257H199V256H201V257H203L204 256V259L202 258L201 260L203 261V264H264V203L262 204V206H260L259 208H255V209H253V210H250V209H248L247 211L245 210H236V209H230V210H227V209H224V210H221V211ZM72 211H73V209H72ZM71 211V212H72ZM79 211V210H78ZM77 211V212H78ZM125 211V210H124ZM127 211V210H126ZM135 211V210H134ZM148 211V210H147ZM171 211V210H170ZM70 212V213H71ZM103 212H105V210H103ZM102 211H101V213H103ZM122 213H124L123 211H121ZM120 212V213H121ZM128 212V211H127ZM168 212V211H167ZM203 212V211H202ZM208 212V211H207ZM207 212H205V214L207 213ZM74 213H76L75 211L73 212V214ZM83 213V212H82ZM121 213V214H122ZM129 213V212H128ZM140 213V212H139ZM141 213H142V211H141ZM199 213V212H198ZM98 214L99 215H101L100 217H98ZM104 214V213H103ZM105 214H107L106 212H105ZM109 214V213H108ZM144 214V213H143ZM165 214V213H164ZM197 214V213H196ZM209 214V213H208ZM208 214H206V215H208ZM210 214H212L211 212H210ZM209 214V215H210ZM74 215H76V217L74 218V219H76V221L78 222V221H81L82 219L80 218V220H79V216L81 215V214H78V213H76V214H74ZM111 215V214H110ZM123 215V214H122ZM122 215H120L119 214V216L121 217ZM193 215V214H192ZM208 215V216H209ZM83 216V215H82ZM113 216H116V215H113ZM113 216H111V218L113 217ZM141 216V215H140ZM171 216V215H170ZM191 216V215H190ZM106 217H107V215H106ZM142 217V216H141ZM145 217V216H144ZM167 217V216H166ZM198 217V216H197ZM104 218V217H103ZM108 218V217H107ZM115 218V217H114ZM129 218H131V217H129ZM159 218V217H158ZM162 218V217H161ZM194 218V217H193ZM73 219V218H72ZM78 219V220H77ZM87 219V220H88ZM168 219V218H167ZM195 219V218H194ZM203 219H207V218H203ZM202 219V221H206V220H203ZM88 220V221H89ZM106 220H108V219H106ZM99 221V222H98ZM101 221V222H100ZM110 221V220H109ZM122 221H123V219H122ZM157 221V220H156ZM161 221V220H160ZM190 221V220H189ZM192 221H193V219H192ZM191 221V222H192ZM200 221V220H199ZM74 222V221H73ZM83 222H86V224H90V221L89 222H87V221H83ZM201 222V221H200ZM149 223V222H148ZM172 223V222H171ZM195 223V222H194ZM210 223V222H209ZM81 224H83V223H81ZM86 224H85V226H86ZM88 224V225H89ZM92 224V223H91ZM115 224V223H114ZM197 223H195V225H196ZM82 226L81 228H80V226ZM127 225V224H126ZM125 225V226H126ZM146 225H147V223H146ZM153 225V224H152ZM191 225V224H190ZM194 225V224H193ZM187 226V225H186ZM197 226V225H196ZM116 227V226H115ZM147 227V226H146ZM149 227H150V225H149ZM156 227V226H155ZM158 227V226H157ZM125 228V227H124ZM190 228V227H189ZM115 229H117V228H115ZM146 229H148V228H146ZM150 229V228H149ZM160 229H162V228H160ZM164 229V228H163ZM188 229V228H187ZM191 229H194V227L193 228H191ZM120 230V229H119ZM159 230V229H158ZM167 230V229H166ZM177 230V229H176ZM155 232H156V230H154ZM153 231V232H154ZM168 231V230H167ZM178 231H179V229H178ZM152 232V233H153ZM164 232L165 231H163V234H164ZM219 232V231H218ZM177 233V232H176ZM206 232H204V234H205ZM168 234V233H167ZM173 233H171V235H172ZM208 235H209V233H207ZM121 235V234H120ZM151 235V234H150ZM162 235V234H161ZM178 235V234H177ZM190 235H191V232H190ZM206 235V234H205ZM121 236H123V235H121ZM157 236V235H156ZM169 236V235H168ZM181 236H182V234H181ZM207 236V235H206ZM209 236H211V235H209ZM208 236V237H209ZM172 237V236H171ZM180 237V236H179ZM178 237V238H179ZM208 237H207V239H208ZM153 238V237H152ZM157 238V237H156ZM164 238V237H163ZM167 238V237H166ZM177 238V237H176ZM175 239V238H174ZM185 239H187V237L185 238ZM206 239V238H205ZM211 239V238H210ZM217 239V238H216ZM152 240H154L155 241V239H152ZM168 240V239H167ZM166 240V241H167ZM188 240V239H187ZM175 241V240H174ZM177 241V240H176ZM181 241V240H180ZM179 241V242H180ZM183 241V240H182ZM209 241V240H208ZM160 242V241H159ZM159 242H158V244H159ZM164 242V241H163ZM162 242V243H163ZM171 242V241H170ZM179 242H177V243H179ZM181 243V242H180ZM180 243H179V247L180 248H182L183 246H185V245H183L182 247L180 246ZM186 243V242H185ZM185 243H183V244H185ZM200 243H201V241H200ZM209 243V242H208ZM215 243H216V241H215ZM166 244V243H165ZM202 244V245H203ZM210 244V243H209ZM153 245V244H152ZM163 245V244H162ZM162 245H160V246H162ZM172 246H173V244H171ZM196 245V244H195ZM156 246H158V245H156ZM168 246V245H167ZM178 246V245H177ZM149 247H150V245H149ZM152 247V246H151ZM153 247H155V246H153ZM169 247V246H168ZM191 247V246H190ZM167 248V247H166ZM184 248V247H183ZM185 248H187V246L185 247ZM189 248V247H188ZM187 248V249H188ZM159 249V251H160V247L158 248ZM173 249V248H172ZM186 249V250H187ZM191 249V248H190ZM150 250H151V248H150ZM163 250H164V248H163ZM168 250H170V249H168ZM181 249H179V251H180ZM129 251V250H128ZM127 251V252H128ZM166 251V250H165ZM173 251V250H172ZM182 251V250H181ZM189 251H192V253H194V250H189ZM147 252V251H146ZM145 252V253H146ZM169 252H171V251H169ZM171 253H173V252H171ZM179 253V252H178ZM183 253V252H182ZM191 253V252H190ZM190 253H187L186 255H188V256H190ZM191 253V255H193V256H196V255H194V254H192ZM174 254V253H173ZM128 255H129V252H128ZM180 255H181V252H180ZM183 255H185L184 253H183ZM164 256V255H163ZM177 256V255H176ZM120 257V258H119ZM184 257V256H183ZM187 257V256H186ZM186 257H184V258H186ZM165 258V257H164ZM168 258V257H167ZM167 258H165L166 259V261L168 260ZM170 258H171V256H170ZM191 258V257H190ZM160 259V258H159ZM172 259H173V257H172ZM189 259V258H188ZM192 259H193V257H192ZM142 260V259H141ZM140 260V261H141ZM200 260V259H199ZM154 261V260H153ZM161 261H162V259H161ZM160 261V263L159 264H165L163 261L161 262ZM186 261V260H185ZM193 261V260H192ZM138 262V261H137ZM170 262V261H169ZM189 262H191V261H189ZM196 262V261H195ZM198 262V261H197ZM196 262V263H197ZM201 262V261H200ZM121 263V262H120ZM143 263V262H142ZM154 263V262H153ZM152 263V264H153ZM167 263V262H166ZM178 263V262H177ZM183 263V262H182ZM202 263V262H201ZM201 263H199L198 262V264H201ZM117 264V263H116ZM133 264V263H132ZM137 264H140V263H137ZM176 264V263H175ZM180 264V263H179ZM191 264V263H190ZM193 264V263H192Z\"/></svg>",
	"mask_w": 264,
	"mask_h": 264
}]
</instances>
